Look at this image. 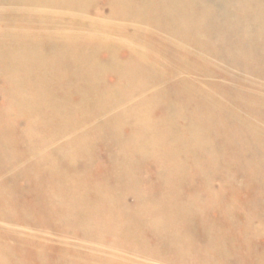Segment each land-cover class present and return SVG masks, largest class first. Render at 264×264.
<instances>
[{
	"label": "rangeland",
	"instance_id": "obj_1",
	"mask_svg": "<svg viewBox=\"0 0 264 264\" xmlns=\"http://www.w3.org/2000/svg\"><path fill=\"white\" fill-rule=\"evenodd\" d=\"M25 1L28 2V3H25ZM25 1L24 0H20V1L19 0H0V2H3L4 5H7V7H6L7 10L5 11V13L3 15V18L0 19V20L3 23H6V24H14V25H16V23H17V26L20 27V28H16V29H12V30L11 29L8 30V29L4 28L3 29L4 32L2 30L0 31L2 33V34L0 33V36H1V38H0V71H1L0 72V89H1L0 90V105H1L0 106L1 107L0 108V191H1L0 192V198H2L4 200V201L2 200V202H0V213L2 215L4 213H7V214H4V215L8 216L7 218L11 219V216L13 214H15L14 209L23 206L24 210H25V214L26 213L29 214V212H31V211L34 214H43V213L39 212V211H42V210H38V209L35 208V205L38 203L37 200L35 199V196L37 198V194L38 193H44V195H46V196H44V199L42 200L43 203L41 202L42 203V208L41 207H38V208L46 210L47 209L46 205H49L51 203L53 205V207L51 208L53 211L54 210L55 211H60L62 209H64V210L65 209H73V208L77 209L79 207L80 203H82L81 204L82 210L88 215L87 217L90 216L89 220H94L96 218L95 220L101 226L102 225L105 226L106 224L109 225L110 223H108V222H113V221H116V224L119 223L120 225L119 224H117V225H119L121 228L119 226L117 228L116 224H112V226H115V230H114L113 234L116 233L117 230H119L120 232H118L114 236H117L119 238L118 241L123 242L124 244H126V242H130V241L133 242V240L137 241L138 237H140V240L142 241V243H145L144 245H147V246L150 245L149 247L152 246L151 248H153V250L156 247H159V245H160L159 241L161 243L163 242L164 245H166L168 247H170V245H171L170 243H174L172 245L173 247L172 248L170 247V248L174 252L175 251H177V252L180 251L178 254H180L182 259H183V257H184V259H186L190 255L187 258L188 260L187 259L186 260L183 259L184 262L185 261H189V260H193L195 262H198L199 264H210V263L211 264H248V263L249 264H264V252H263L264 251V231L263 232H259L258 234L256 233L254 235H253V232H252L255 229L264 230V222H263V220H264L263 216L264 215H262V214H264V211H263L264 210V205H263V203H264V185H263L264 184L263 183L264 182V176H263L264 175V167H262V164L264 165V162H263L264 161V153H263L264 152V138H262L261 141H260L259 137L257 136L258 140L255 138L256 141H257V142H255L254 141L255 140L254 137H252L250 132H248V131H251L253 133V136L256 133H259V131L260 132H264V129H262V128H264V116H263L264 115V106H262V108H260L261 107L260 104H262V102L264 103V80H261V79H264V72H263L264 71V66H262V64H264V59H263V57H264V41H263L264 40V33H263L264 24H262V22L264 20V2H262V0H241V1L237 0V2H236V0H232V1L231 0H228V1L223 0V2H225V3H223L222 0H198V1L197 0H191V1L189 0L188 9L187 10L185 9L186 11L183 10L184 11L183 14H181L180 12L174 10L177 7H174V5L172 3H170L169 8H168V13L167 14H160L161 17L159 16V14L157 16L155 11H152L153 13L152 12L149 13L147 10H145V12L147 11V13H149L150 15L147 14V13H146L147 15H145V13H144L142 16L139 17V18L144 19L143 20V22H144L143 24H145L144 27H146V28L143 29L144 30L143 34H145V36H143L140 33L135 36L136 39L141 41L140 47L136 48V47H129L127 45H124L122 42H119V41H118V44H117V40L116 39L113 40L114 39V35L120 33V31H118V28H116L115 26L106 24V25H103L101 27H97V26H95V25H93V24H91L89 22V21H95L97 19H101L103 16H101L99 14V12L103 13V15H105V16H111V17L118 16L117 12L119 11V9H122V8L124 9V6H122V5H126L124 0L123 1L122 0H92V1L91 0H86L87 2L85 0H81V1L80 0H75V1L74 0H64V1L63 0H54V1L53 0H48L49 2L46 1V0H42V1L41 0H32V2L30 0H28V1L25 0ZM56 1H57V3H56ZM129 1L133 2V6L136 4V1H133V0H129ZM183 1L187 2L188 0H183ZM194 1H196V2H194ZM229 1L232 2V4L234 3L233 4L234 6ZM233 1H235V2H233ZM238 1H240V2H238ZM67 2L69 3V6H68ZM84 2L89 3V4H87L88 6H86V3H84ZM197 2L199 3V5H198ZM200 2H201V4H200ZM257 2H258L259 5L257 4ZM23 3H24V5H23ZM39 3H41L40 5L44 4L43 6H48L49 5V6H53V7H56V8L63 7V9H68L69 11L66 12V16L67 17L59 16V17L56 18L54 15H51L49 13H45L46 15L44 13L42 15L41 14L33 15L32 12H28V10H26V8L23 7L25 5L26 6L30 5L32 7V6H35V5H39ZM82 3L86 6V7L84 6L86 11L83 10V8H82L83 4ZM194 3L196 4V7L193 6V5H195ZM222 3L224 5H226L225 6L226 9H225L224 5H222ZM243 3H244V5H243ZM261 3L263 5H261ZM18 4H19V6H18ZM78 4H81V6L79 5L81 7V9L78 6ZM152 4L153 3H150V5H152ZM59 5H61V6H59ZM117 5H119V6H117ZM150 5L147 4L146 6H150ZM176 5H177V3H176ZM228 5H229V7H227ZM74 6H78V7H74ZM152 6L154 7L155 4H153ZM72 7H74V8H72ZM117 7H118V11H117ZM193 8H194V10H193ZM198 8L201 9V11ZM239 8L241 9V11H238ZM242 8H243V10H242ZM189 9H190V13L188 12ZM207 9H209L208 10L209 12L207 11ZM202 10H204V13H203ZM213 11L214 12L216 11V12L214 13ZM228 11L230 12V14H229ZM245 11H246V14L248 15V17L252 16L251 18H249V20L247 19V16H246V18L244 16V15H246ZM200 12H201V14H200ZM255 12H256V14H255ZM10 13L12 15H10ZM74 13H75V15H74ZM219 13H220V15H222V17H220ZM232 13H233V17H232ZM258 13H260V14H258ZM179 15H181V16H179ZM209 15L211 16L210 18L208 17ZM256 15L258 17H255ZM68 16H72V17H68ZM186 16H188V17H186ZM234 16L238 17V18L236 19ZM60 17H62V18H60ZM130 17H132V16H130ZM226 17H228L229 19L226 18ZM80 18L84 19L83 21H85V22L81 23ZM134 18H138V16H135ZM157 18H158V20H157ZM166 18H168V20ZM170 18H171V20H170ZM196 18H198V21L195 20ZM201 18H202V20H201ZM222 18H224L226 20V22H224L225 21L224 19L222 21ZM177 19H179V22H178ZM232 19L233 20L235 19L234 21H236V22L233 23ZM148 20L151 23V24H149L150 26L148 25L149 22H146ZM154 20H155V23L153 22ZM173 20H175V21H173ZM207 20H209V21H207ZM201 21H205V22H207V24L204 23V22L202 23ZM217 21H219V22H217ZM158 22H161V24H163V26L165 28L167 27L166 28L167 31L163 27L162 32H160V29H158L159 27L157 26V24H160ZM165 22H166V24H164ZM173 23L176 24L175 25L176 29L173 27ZM226 23L229 24L230 28H229L228 24H226ZM232 23L234 25L231 26L230 24H232ZM197 24L200 25V27ZM153 25L154 26L156 25L155 28L156 27H158V28L157 29L153 28L154 27ZM211 25L214 26V28H215L214 30L215 31L213 30V27ZM215 25H217V27ZM258 25H260V26H258ZM51 26H54V27H51ZM61 26H62V28H61ZM64 26L66 28H67V26H69V28L65 29ZM203 26H204V28L206 27L205 29L207 31H204L205 29L203 28ZM218 26H219V28H218ZM239 26H242V27H239ZM252 26H253L255 31H253ZM22 27H24V28H22ZM223 27H224L225 30L223 29ZM226 27L229 28V30H227ZM80 28H81V30H80ZM198 28L200 29V31L198 30ZM236 28H238V29H236ZM83 29H86V30H83ZM171 29H172V31H171ZM189 29H190V31H189ZM191 29H194L195 31L191 30ZM244 29H245V31H244ZM10 30H11V32H10ZM22 30H24V31H22ZM187 30H188V32H187ZM209 30L212 32V34L210 32L211 35L208 32ZM222 30L226 34L223 33V32H219V31H222ZM251 30H252V32H250ZM49 31H50V34L47 35L46 32L48 33ZM12 32H13V34H12ZM27 32H30L31 34H29ZM51 32H53V33L51 34ZM70 32H72V33H70ZM75 32L76 33L78 32L79 35H77ZM98 32H99V34H97ZM172 32H173V34H172ZM203 32H206V33H203ZM232 32L234 33V35L236 34V37L233 36ZM84 33L85 34L87 33L86 36L84 35ZM192 33H194V34H192ZM228 33H229V35H228ZM248 33H250V34H248ZM88 34L90 35L91 38L89 37ZM92 34H93V36H92ZM95 34H96V38L94 36ZM128 34L129 35H127V36H131V37L134 35V33H132V32H128ZM183 34L185 35V37L183 36ZM189 34L190 35L192 34L191 36L194 35L193 38L190 37ZM208 34L210 35V37H209ZM230 34H232V37L230 36ZM240 34H241V36H240ZM251 34H253V35H251ZM50 35H52V36H50ZM80 35H82V36H80ZM174 35L176 37H174ZM200 35H202L203 37L200 36ZM219 35H221V36H219ZM223 35H224V37H226V38H224L226 42L223 39ZM16 36H17V38H16ZM177 36L181 39V40L179 39L180 41L178 40ZM238 36H240V38ZM196 37H198V39H200L202 41L201 42L202 47H201V49L199 51V55H200L201 60L203 62V66H201V69H200V72H199V74L201 76L200 77V81H198L199 84L201 85L200 87L202 88V91H200V93L198 95L195 92V87H194V86H196L195 74L197 75V72H198L197 66L193 63V61H191V59L185 58L186 57L185 56V52L186 51H191L193 53L192 54L193 55V59L196 58L197 50H196V53H195L191 49V46H192L191 44L195 41ZM207 37L210 39L211 42L208 41L209 39H207ZM212 37H213V39H211ZM258 37H260V38H258ZM22 38H24V39H22ZM83 38H85V39H83ZM93 38H95V39L93 40ZM188 38H189L188 41H190L192 39V41H191L192 43L191 42L190 43H186V42H188L187 41ZM231 38L234 39V41ZM15 39L17 40V42L12 41V40H15ZM47 39H49V40L47 41ZM58 39H60L59 40L60 43H59ZM71 39H72V41H70ZM82 39H83L84 42L83 41H79V40H82ZM90 39H92V40H90ZM98 39H100V40H98ZM158 39H160L162 42L160 40H158ZM193 39H194V41H193ZM215 39L217 40V43H216ZM241 39H242V42H241ZM245 39H246V41H245ZM252 39H254V40H252ZM256 39H258V40L255 41ZM2 40H4V41H2ZM67 40L69 41L68 44L66 43V42H68ZM103 40H105L106 42L103 41ZM144 40H146V41H144ZM219 40H221L220 43L223 42V44L218 43ZM229 40H230V42H228ZM6 41H8L9 43L6 42ZM19 41L20 42L22 41V43H20ZM54 41H56L58 43H56ZM91 41L93 43H91ZM113 41L116 42V44ZM154 41H156V43ZM104 42H105V44H104ZM149 42H151V43H149ZM207 42L210 44L209 45L210 47L207 46L208 45ZM65 43L68 46H66ZM228 43L230 44L231 51L229 49V44ZM238 44H239V47H236V46H238ZM241 44H242V46H241ZM250 44H251L252 47L250 46ZM70 45H73V46H70ZM203 45H204V47H203ZM219 45L221 46L222 50L220 49ZM222 45H223V47H222ZM226 45H227V47H226ZM262 45H263V47H262ZM28 46H30V47H28ZM146 46H147V48H146ZM148 46H149V48H148ZM162 46H164V47H162ZM260 46H261V48H260ZM75 47L78 48V49H75ZM160 47H162L163 49L160 48ZM205 47H207V48H205ZM216 47L218 49H216ZM240 47H242V48L244 47L243 49H246V50L243 51V49L240 48ZM24 48H25V50H24ZM150 48H151V50H150ZM236 48L237 49L239 48L240 51H239V49L237 51ZM10 49H12V50H10ZM57 49H60L61 51L57 50ZM158 49H161V50H158ZM202 49L204 51H202ZM226 49L229 50L228 52L230 54L227 51L226 52L224 51ZM21 50H23V51L21 52ZM165 50L169 51V52H166ZM213 50H215V51H213ZM262 50H263V52H262ZM5 51H6V53H5ZM26 51H28L27 53L29 55L28 54L26 55ZM39 51H41V52H39ZM143 51H145V52H143ZM146 51H148L149 53L146 52ZM205 51L210 56H208V54ZM218 51H220V52H218ZM242 51L244 52V54L242 53ZM249 51L253 55L250 54ZM36 52H37V54H36ZM61 52H63V53H61ZM165 52H166V54H165ZM213 52L216 53V54H214ZM221 52H223V53H221ZM239 52H240V54H239ZM257 52H259V53L257 54ZM33 53L35 55H38V56L42 54L41 55L42 57L39 56V58H38V56H36L33 59L32 58L33 55H34ZM171 53H173V54H171ZM219 53L221 54V57H220ZM14 54H16V55H14ZM22 54H24L25 57L21 56ZM61 54H62V56H61ZM148 54H150V55H148ZM249 54H250V57H249ZM259 54H261V55H259ZM12 55H13V57L15 59L12 57ZM30 55H32V57ZM75 55H76V58H78V59L74 58ZM211 55L213 57L215 55L216 56L215 59ZM243 55H244V57H243ZM256 55H259V56H262V57L258 56V59H257ZM50 56H51V58H53L52 59L53 62H52L51 58H49ZM152 56H153V59H152ZM230 56H232V57H230ZM252 56L253 57L255 56L254 60L251 59V58H253ZM157 57H161V58H157ZM240 57H241V59H240ZM245 57H248V58H245ZM17 58H20L23 61V63H21V67H23V65L26 64V66L24 65L23 69L20 67V65H18V64H20L21 60H19V59L17 60ZM37 58H38V61H37ZM163 58H165V59H163ZM260 58L263 59V60H261ZM30 59H31L32 62L30 61ZM46 59L48 60V64H47V60ZM71 59H72L73 62L71 61ZM229 59H232V60H229ZM235 59H237L238 61H236ZM26 60H29V61L27 62ZM166 60L169 61V62H167ZM252 60H253V63H251ZM18 61H20V62H18ZM147 61H148V63H147ZM224 61H225L226 64L224 63ZM230 61H231V63L233 62L232 64L235 65L236 69L234 68L233 65H231ZM240 61H241V63H240ZM256 61H259L258 62L259 65H257L258 63ZM183 62H185L184 65L186 67L183 65ZM244 62H245V64H244ZM248 62H250V63H248ZM14 63H15V65H14ZM43 63H46V64L43 65ZM132 63H133V65H132ZM186 63H188L189 66ZM191 63L194 64V65L192 64L194 66V68H193L192 65H190ZM260 63H262V64L260 65ZM16 64H17V66H16ZM40 64H42V65L40 66ZM123 64L124 65L126 64V66H124ZM149 64H150V67H149ZM168 64L170 65V67L168 66ZM179 64H182V66L179 65ZM243 64L247 65V66L244 67ZM253 64H255L256 66L253 65ZM113 65H115L116 68ZM227 65H229L230 67L227 66ZM249 65H250L251 68L249 67ZM42 66H44V67H42ZM47 66L48 67L51 66L52 69H51V67H49V69H48ZM91 66H93V67H91ZM258 66H260V67H258ZM25 67H27V68H25ZM39 67H40L41 70L38 71ZM84 67H86V68H84ZM108 67L110 68V72H109V68ZM128 67H129V69H128ZM144 67H146V68H144ZM205 67H206L207 70L203 69ZM208 67H210V69ZM246 67H248V68L246 69ZM87 68H91V69L87 70ZM159 68H160V71H157ZM180 68L181 69L182 68H189L190 72L192 71L191 74H189V76H191V77H189V79L193 83L195 82V84H192L193 87H191V90H189L190 88L188 89L189 85L186 84L185 80H183L184 77H182V74L178 73V70H181ZM191 68H193L195 70V72ZM74 69H75V71H74ZM102 69H103V71H102ZM111 69H113V70H111ZM146 69H147V72L149 71L148 74L151 72L149 75L150 76L153 75L154 78H153V76H151V77L149 75L146 76V73H144L146 71ZM167 69H169V70H167ZM243 69H246V70L249 69L250 72L252 74H255L256 76H254V75L252 76L251 73L248 74L249 70L248 71H246V70L242 71ZM27 70L30 71V74H27V73H29V71L27 72ZM31 70L34 71V72L32 73ZM44 70L47 71V72H44ZM55 70L58 71V73ZM107 70H108V72H107ZM127 70H131V71H127ZM134 70H136V71H134ZM252 70H253V72H252ZM255 70H256L257 73H259V71H260L261 74L259 73L257 75V73L254 72ZM35 71H36V73H35ZM51 71H52V73H51ZM84 71H86V72L84 73ZM117 71H118L119 74H116ZM16 72H18V73H16ZM64 72H66V73L64 74ZM113 72L115 73V75L111 74ZM129 72H131V73L135 72V73L131 76V74ZM140 72H141V74H140ZM209 72H211V73H209ZM48 73H49V75H51V74L52 75L49 76V75H47ZM83 73H84V75H83ZM161 73H163V75ZM171 73L173 75L177 74L175 76L176 77L178 76L177 78L180 81L176 80L175 76H172ZM11 74H12V76H11ZM90 74L91 75H95V76L91 77ZM99 74H100L101 77L99 76ZM86 75H87V77H85ZM156 75H158V77ZM204 75H206V76H204ZM208 75H210L211 77H209ZM1 76H6V77L2 78ZM52 76H53V78H52ZM73 76H74V78H73ZM125 76H126V79H124ZM164 76H165V78H164ZM18 77L20 79H18ZM96 77H98V78H96ZM133 77H134V79H133ZM146 77L148 79L150 78L151 80L156 81V82L152 81L153 82L152 83ZM9 78H12L11 80L15 81V82H12ZM45 78H46V80H45ZM48 78H49V81L47 80ZM56 78H57L58 82L55 80ZM128 78H130V79H128ZM131 78H132V80H131ZM8 79H9V81H8ZM91 79H92V81H91ZM120 79H121L122 82L120 81ZM154 79H157V80H154ZM102 80H104V81H102ZM205 80H208V81H205ZM136 81H138V82H136ZM143 81H145L146 83L143 82ZM28 82H29V84H28ZM80 82H81V84H80ZM128 82H129V85H128ZM119 83H120V86H119ZM132 83L136 87L133 86ZM147 83H148V85H147ZM171 83H173V84H171ZM211 83H213V84H211ZM247 83H248V85L251 84L250 86L252 88L247 87ZM54 84H55V86H54ZM122 84H124V85H122ZM125 84L127 85V87H124V86H126ZM174 84H175V86H174ZM177 84L179 85L180 88L178 87ZM215 84H216V86H215ZM218 84H220V85H218ZM184 85H187V86H184ZM221 85H222V88H224V89L221 88ZM226 85H228V88L226 87ZM59 86H61L60 89H59ZM63 86H64V88H63ZM137 86H138V89L136 90ZM146 86L149 87L150 89L148 88V90H146L147 89ZM22 87H24L25 90ZM110 87H112V88H110ZM131 87H134V88H131ZM140 87H142V88L140 89V91H138ZM176 87L179 88V89L177 90ZM7 88H9V89H7ZM72 88H74L75 90L72 89ZM126 88H128V90ZM192 88H194V90ZM239 88H244V92H245L244 95H243L242 92H239L237 90ZM3 89H4V91H3ZM55 89H57V90H55ZM64 89H67V90H64ZM99 89L101 90V92H99L100 91ZM151 89H152V91H151ZM156 89H158L159 91L157 92ZM164 89H166V90H164ZM205 89H209L211 92H207ZM17 90H19V91H17ZM122 90H124L123 91L124 93L127 92L126 93L127 95L126 94L124 95L123 93H120V92H122ZM234 90H236V92ZM8 91H10V92H8ZM12 91L14 93L13 95H15V96L12 95ZM165 91H168V92H165ZM172 91H173V93H172ZM177 91L180 92V93L178 94ZM182 91H183V94H182ZM184 91H186V93H184ZM233 91L235 92V94L231 93ZM7 92H8V94H7ZM73 92H74V94H73ZM138 92H140V93H138ZM146 92H147V94H146ZM151 92H153V93H151ZM154 92H155V94H154ZM187 92H190V93H187ZM62 93H64V94H62ZM159 93L160 94L162 93L163 95L162 94L160 95ZM167 93L168 94L170 93L169 95H171L172 97H167V96H169ZM229 93H231L232 95L229 94ZM246 93H247V95H246ZM248 93L251 94V96ZM101 94H102V96H101ZM129 94H131V95L133 94V96H131V95L129 96ZM177 94H178V96H177ZM187 94L189 96L191 95V97L188 96V98H187ZM194 94L196 96H194ZM207 94H210V96L209 95L207 96ZM113 95H114V97H113ZM134 95H136V96H134ZM151 95H152V97H151ZM158 95H160V96L158 97ZM200 95H202L203 97H201ZM255 95H257V96H255ZM9 96H10V99L8 100ZM27 96L28 97L30 96L31 99H29ZM117 96H118V98H117ZM146 96H147V99H146ZM148 96L151 99H149ZM162 96H164V98H162ZM193 96L197 97V98H194ZM205 96L208 97V101L206 100L207 98ZM211 96L212 97L214 96L215 99L212 98ZM105 97L108 100L105 99ZM140 98H144V101H146L145 102L146 103V107L144 106L145 108L142 107V105H144V104H142V105L141 104H135V105H132V106H127V104H124L125 102H128L129 100H133V99L138 101ZM249 98H251V99H249ZM11 99H12L13 102L11 101ZM121 99H122V101H121ZM165 99L170 101L171 104L169 102H167V100L165 101ZM187 99H188V101H187ZM209 99H211V100H209ZM220 99H225V101H226L225 105H228L229 102L231 103V105H232L231 107L233 109L232 114H228L227 112H224L223 113L225 115L224 116V115H222L219 112V110H221L224 107L221 103H217V102L220 101ZM103 100H104V102H103ZM118 100H120L121 102L118 101ZM140 100H142V99H140ZM153 100H154V102H153ZM231 100H232V102H231ZM108 101L111 102L112 105ZM177 101H181V102H177ZM248 101H251V102H248ZM10 102H11V104H10ZM115 102L117 104H119V103L121 104V105L119 104L120 106H122L121 109H120L119 105L115 104ZM184 102H186V103H184ZM187 102L189 104H187ZM106 103H107V106H106ZM149 103H151L152 106ZM172 103H174L176 105L175 108L173 107L174 104H172ZM176 103H178V104H176ZM191 103H193V104H191ZM199 103L202 104L201 105L202 108H203V103H204V105H206L205 108L206 107H209V108L211 107L212 108L210 110L208 108L207 114H205V116H208V117L205 118V116L203 114L204 112L206 113V110H204L205 108L203 109L204 112H203L202 108L201 109L198 108V107H200ZM8 104H10V105H8ZM123 104L126 105V106L124 107ZM181 104H183V105H181ZM140 105H141V107H139ZM179 105L183 106V107H180ZM209 105H211V106H209ZM253 105H255V106H253ZM262 105H264V104H262ZM8 107H9V110H8ZM184 107H185V109H184ZM189 107L193 108L194 111H192L193 109H191ZM194 107H196V108H194ZM146 108H147V110H146ZM148 108H150V110H148ZM187 108H188V110H187ZM95 109H97V110H95ZM127 109H129V110H127ZM243 109H244L245 112H243ZM245 109H247V110H245ZM256 109H257V112H256ZM109 110H111V111H109ZM122 110H124V111H122ZM178 110H179V114L182 116V118L184 120L181 118L180 115H178ZM216 111H218V112H216ZM115 112L118 115H116ZM189 112H191V114ZM259 112H261V113H259ZM38 113L39 114L41 113V114L39 115ZM82 113H83V115H82ZM112 113H114V114L112 115ZM165 113H167V114H165ZM181 113H183V114H181ZM235 113H237L238 115L235 114ZM256 113H257V116H256ZM119 114H120V116H119ZM129 114H131V115H129ZM200 114L202 115V117L201 116L197 117ZM239 114H241V115H239ZM97 115H98V117H97ZM135 115L136 116L139 115V116L136 117ZM176 115H177V117H176ZM184 115H185V117H184ZM186 115H188V116H186ZM191 115H193V116H191ZM194 115H196V116L194 117ZM189 116H191L190 117L191 119L189 118ZM119 117H121V118L119 119ZM192 117H193V119H192ZM210 117H211L212 120L210 119ZM260 117H261V119H260ZM22 118H24L26 120L27 124H25L23 127L22 126L20 127V125H18V122ZM83 118H85V119H83ZM169 118H171V120ZM198 119L201 122L205 121L204 123H202L204 126L200 125L201 122L197 121ZM216 119H218L219 121L216 120ZM231 119H233V120H231ZM242 119H243V121H241ZM159 120L161 121L160 124L158 123ZM177 120L178 121L180 120V122L183 120V122L180 123ZM186 120L189 121V122L190 121L192 122V123H189L190 127L187 126L188 122H186ZM238 120H240V121H238ZM244 120L247 121V122H244ZM72 121H75L76 123H74ZM92 121H95V123L93 125L92 124L89 125L90 122H92ZM206 121L209 122V123H207ZM217 121L219 122L220 125H218ZM84 122H85V124H84ZM139 122H141V123H139ZM174 122L177 123V125ZM197 122H199V124ZM215 122H216V125H215ZM256 122L259 123L260 125H258ZM125 123H127V124H125ZM157 123L159 125H157ZM205 123H206V125H205ZM232 123L233 124L236 123V125H233ZM155 124H156V127H158V126H160V127L155 128ZM196 124H198V127L196 126ZM229 124H230V126H227ZM240 124H242V125H240ZM255 124H257V125H255ZM127 125H129V126H127ZM173 125H174V127H173ZM231 125L234 126V127H232ZM238 125H239V128H238ZM253 125L255 127H250V126H253ZM33 126H35V127H33ZM89 126H90L91 129H89ZM152 126H154V127H152ZM225 126H227V130H226ZM235 126H236V128H235ZM248 126L251 128V130H250V128ZM188 127H189V129H188ZM214 127H215V129H214ZM67 128H69V130ZM115 128H117V130ZM174 128H176V129H174ZM209 128H211V129H209ZM228 128H233V129L230 131ZM104 129H106V130H104ZM139 129H140V131H139ZM190 129H192V130H190ZM207 129H209V130H207ZM216 129L222 130L223 132L221 131V133H219L220 131H218V130L216 131ZM243 129H245V131ZM253 129H255V130H253ZM77 130L78 131L82 130V131L79 133ZM135 130H137V132ZM212 130H214L215 132L212 131ZM241 130L243 131V133H242ZM62 131L74 132L75 134L73 133L74 136H72V138H68L69 140H67L66 138H63V139L59 140L58 143H57L58 145H60V144H64L65 142L68 141L70 144L67 142V143H65V145H62V147H64L67 152L66 151L63 152L62 150L60 151L59 149H55L56 151L54 150V151L51 152V156L53 158H56L57 161L59 162L58 163L59 169H61V170H58L59 172L58 171H52V170H44V169L41 170V171H34L33 172V171H31V169H26L25 168V170L22 171L20 168H18V169L15 168L16 165L21 166V167L26 166L27 165L26 158H28L30 150L32 148H35L36 145L39 146L42 143V142L38 141L37 139L32 141V138H30L31 135L35 134V136H37L39 134H46L47 133L50 136L54 137V136H56V134H59V132H62ZM91 131H93V132L91 133ZM114 131H115V133H114ZM227 131H228L229 135H227L225 133ZM138 132H140V133H138ZM146 132H148V133H146ZM203 132H205V134L208 133V135H205ZM212 132H213V135L211 134ZM232 132H234L235 135H233ZM239 133H241V134L238 135ZM114 134H116V135H114ZM218 134H219V136L217 138L216 136ZM236 134H237V137H236ZM81 135H83V136L81 137ZM93 135H95L94 137L96 139L93 138ZM120 135H121V137H120ZM139 135L141 136L140 138L138 137ZM143 135H144V138H143ZM28 136H30V137L28 138ZM77 136H78V139H77ZM133 136L135 138H133ZM210 136H212V138H214L215 140L212 139ZM242 136H244V137L246 136L245 140H244V137L242 138ZM247 136L248 137L251 136V137L247 138ZM88 137H90V138H88ZM151 138H153V139L151 140ZM222 138H223V140H222ZM231 138H234V139L232 140ZM238 138H239V141H238ZM76 139H77V142H75ZM224 139L225 140L227 139V140L225 141ZM235 139H237V140H235ZM80 140H82V141H80ZM136 140H137V142H135ZM243 140H244V142H243ZM147 141H148V143H147ZM156 141H158L159 144L158 143L156 144ZM214 141H215V143H214ZM224 141L226 142L228 147H227V145L225 144ZM240 141H242V143H243V145H245L246 149H242L244 146L241 145L242 143ZM21 142H23V143L21 144ZM151 142H152V144H149ZM210 142H212V144ZM258 142L261 143V145L258 144ZM109 143H110V145H109ZM124 143L125 144L127 143V144L125 145ZM134 143L138 146V148L136 147V145ZM250 143H251V145H250ZM132 144H133V146H132ZM153 144H156V146L153 145ZM166 144L167 145L169 144L168 148H167ZM171 144H173V146H171ZM229 144H230L231 147H229ZM236 144H237V147H234V146H236ZM139 145H142V146H139ZM162 145H164V146H162ZM216 145H217V147H216ZM223 145H225V146H223ZM68 146H69V148H68ZM89 146H91V147L88 149ZM219 146H222V147H219ZM152 147H154V149H152ZM157 147H158L159 150L157 149ZM258 147L259 148L262 147V148L258 149ZM82 148H84L83 150L85 151V153L82 152L83 151ZM107 148H108V150H107ZM149 148H151V149H149ZM219 148H221V149H219ZM117 149H119V150L117 151ZM253 149H255L256 151L258 150V151L256 152ZM27 150H28V152H27ZM75 150H76V152H75ZM88 150H90V151L87 152ZM153 150L157 151V152H154ZM229 150H231V151H229ZM248 150L251 151L254 156L251 155L252 153L249 154ZM150 151H151V153H149ZM161 151H163V152H161ZM259 151L262 154H260ZM121 152L124 153V154H121ZM169 152H172V154H170ZM220 152H221V154L223 153L222 154L223 157L220 155ZM230 152H233V153H230ZM254 152L257 155V157L255 156ZM70 153H71V155H73L72 156L74 158L73 161L75 160V162L73 163L74 164L73 166L70 164V161H69V159H70L69 156H71ZM235 153H237V154H235ZM61 154L65 155V157L63 155H61ZM66 154H68L69 156L66 155ZM83 154H84V156H83ZM247 154H248V156H247ZM81 155H82V158H81ZM230 155H232V156H230ZM125 156L128 157L129 159L128 158L126 159ZM219 156H220V158H219ZM242 156H243V158H242ZM117 157H119L120 159H118ZM121 157H122V159H121ZM224 157L228 158V159H225ZM145 158L147 160H144ZM257 158L259 159V162H258ZM220 159H221V161H220ZM21 160H24L26 162H24V163H22L20 165L19 163L21 162ZM121 160H123V161H121ZM125 160H127V163H126ZM261 160H263V161H261ZM227 161H228V163L230 161V163L228 164ZM239 161L241 162V164L242 163L243 164L245 163V164L244 165L243 164L239 165V163H240ZM246 161L249 162V163H247ZM112 162H114V164ZM133 162H135V163H133ZM233 162L235 163L234 166H233ZM236 163H238V164L236 165ZM105 165L106 166L109 165V166L106 167ZM114 165L116 167H118V169ZM119 165H121V166L119 167ZM238 165H239L240 168H238ZM260 165H261L262 168L260 167ZM160 166H162V167H160ZM226 167L227 168L230 167V168L227 169ZM103 168H104V170H103ZM125 168H126V170L127 169L128 170L125 171ZM212 168H213V170L211 172ZM243 168H246V172H245V169H243ZM14 169L15 170H19V171H14ZM65 169H67V170H65ZM247 169H248V171H247ZM111 170L114 173L113 175L111 173ZM198 170H199V172H198ZM261 170H263V172ZM216 172H220V173L214 174ZM241 172H243L242 173L243 175L241 174ZM176 173H178V174H176ZM201 173H202V175H201ZM125 174H126V177H128L130 175L129 178L131 177L132 182H131V179L125 177ZM224 174H226V175H224ZM260 174L262 176H260ZM58 175H60V176H58ZM116 175H119V176H116ZM134 175H135V178H134ZM137 175H138V177H137ZM256 175L259 176V177H257V179H256V177H254ZM71 176H73V177H71ZM224 176H225V179L227 181L228 180L230 181V183H229V181L227 183V181L224 179ZM244 176L246 178H244ZM33 177L39 178V180L41 181L40 182L41 186H38L37 188H35V187H33V185H31L30 180ZM59 177H62V178H59ZM78 177L80 179H82L83 182H86V185L88 184L87 187L85 189H83V190H81V189H74V190L72 189L71 190L69 188L62 187V186L59 185L61 182H69V180L71 182H75V181H77V179H79ZM234 177H235L236 180L234 179ZM27 178H29V180ZM63 179H65L67 181H65ZM252 179H254L253 182H251ZM258 179H260V180L262 179V180L259 181ZM209 180H210V183L212 185L209 183ZM256 180L258 181L257 183H256ZM185 182H187V184ZM236 182H238V183H236ZM259 182H261V183H259ZM8 183L10 184V186L7 185ZM165 183H167V184L165 185ZM226 183L228 184L227 185L228 188L226 186ZM255 183H256V185L257 184H259V185L256 186ZM100 184H102V185H100ZM235 184H236V186H235ZM126 185L128 186V188H127ZM13 186H14V188H13ZM96 186H97V188H95ZM213 186L216 189H214ZM1 187H3V188H1ZM7 187H10L11 190L9 188H7ZM123 188H125V189L123 190ZM179 188H180V191H178ZM15 189H17V190H15ZM156 189H158V190H156ZM163 189H164V191H163ZM6 190H8V191H6ZM67 190H69V191H67ZM167 190H168V192H167ZM76 191H77V193H76ZM256 191H257V193H256ZM66 192H69V193L71 192V193H73L72 195H74V196H75V194L76 195L77 194L81 195L82 193H84V194H82V196H83V198H87L88 201L80 202V203L76 202V201L73 202V203L69 202L68 203V208H67L66 206H64V205L67 204L66 202L60 203V202H57L56 200H53L52 197H51L54 194H62V193H66ZM93 192H97L98 194L97 193H93ZM156 192H158V193H156ZM170 192H172V193H170ZM224 192H225V194H224ZM8 193H10L9 196H6V195H8ZM34 194H35V196H34ZM49 194H50V196H49ZM122 194H123V196H122ZM139 194L141 195V197L139 196ZM165 194L167 195V197H166ZM173 194H174V197H173ZM175 194H176V197H175ZM180 194L181 195L183 194V195L180 196ZM98 195L100 197H97ZM115 195H117V196H115ZM169 195L172 196V199H171V197ZM132 196H134V197H132ZM143 196L145 198H147V199H144ZM9 197H10V199H9ZM104 197H105V199H104ZM197 197L199 199H202V200H198ZM150 198H152V199H150ZM6 199H7L8 203L5 202ZM91 199H92V201H91ZM124 200H125V202H124ZM139 200L141 202V203H139L140 206L138 205ZM146 200H148L149 202L147 203ZM261 200H263V201H261ZM101 201H103V202H101ZM150 201H152V202H150ZM99 202H101V204L104 203L105 207L103 205L101 206V204ZM143 202H144V204H143ZM34 203H36V204L34 205ZM119 203L120 204L122 203V204L120 205ZM160 203H162V205ZM165 203H167V204H165ZM57 204H59V205L61 204L62 206L60 205L61 206L60 207ZM110 204H111V206H110ZM124 204H126V205L128 204V206L126 207ZM129 204H131V205H129ZM155 204L157 205V207H156ZM75 205H76V207H75ZM166 205H169V206H166ZM160 206H162V208L163 207H165V208L162 209V208H160ZM175 206H177V207L175 208ZM69 207H71V208H69ZM94 207L96 208V211H95ZM112 207H114V209ZM92 208H94V209H92ZM151 208L152 209L155 208V210H152ZM259 208H261L262 210L259 209ZM26 209H28V210H26ZM126 209H127L128 212L130 210L131 214L127 213ZM148 209H149V211H148ZM164 209H167V210L170 209V211L169 210L166 211ZM253 210H255V211H253ZM143 211L146 214H143ZM157 211L160 213L159 215H158ZM10 212H11V214H10ZM164 212L167 213L166 214V217H168L167 219L165 217V213ZM175 213H177V215L179 217H177V215H175ZM247 213L249 215H247ZM257 215H258L259 218L257 217ZM93 216H95V217H93ZM125 216H126V220H125ZM169 216H171V218ZM244 216H245V218H244ZM248 216H250V217H248ZM138 217H139V219H138ZM193 217H195V218H193ZM85 218L86 217H84V218L81 217L79 219V222H78L79 224L78 223L77 224L78 225L85 224L86 223V219ZM103 218H104V220H103ZM146 218H150V219H148V221H147ZM42 219H44V220L41 221L42 224H44V225L49 224L48 225L49 228L58 230L59 225H50L49 219H47V218H42ZM98 219L100 220L101 223L98 222L99 221ZM154 219H156V220H154ZM172 219H173V221H172ZM167 220H169V223H168ZM176 220H177V223H176ZM125 221H127V222H125ZM174 221H175V223H174ZM123 222L125 224H123ZM151 223H153V224H151ZM244 223H246V225H244ZM144 224H146L148 226H146ZM189 224H191V225H189ZM154 225L155 226L158 225V226L155 228ZM166 225H167V229L169 231L165 228ZM185 225L188 226V229H187V226L185 227ZM173 226H175V227L171 228ZM78 227L80 228V226H78ZM78 227H76V228H78ZM175 228H176L177 231L175 230ZM181 228L183 229V231L181 230ZM81 229H82V227H81ZM105 229H106L105 231L98 230L97 234L100 237H102V238L104 237V239H107V237L109 239L110 236L113 235L112 234V230L108 231L106 227H105ZM144 229L146 231L149 229V233H148V231L146 232ZM172 230H173V232H172ZM188 230H190V231H188ZM178 231H180V233ZM193 231L194 232L196 231V232L194 233ZM165 232H167V234ZM175 232H177V233H175ZM248 233H250V234H248ZM138 235H140V236H138ZM174 236H175V238H174ZM168 237H170V238H168ZM176 237H178L177 240L179 239L178 240L179 244L176 241ZM192 237L194 239H192ZM203 237L205 239H203ZM181 238H182L183 242H185V243L182 242ZM171 239H174L175 242H174V240H171ZM243 240H244L245 243L243 242ZM71 241L75 242V240H73V239H71ZM189 241L191 243H189ZM208 241H209V243H208ZM205 242H206V244H205ZM184 244H188V246L184 245ZM225 244H226V246H224ZM48 246L52 247V245H48ZM174 246H176V247L174 248ZM208 247H211V248H208ZM53 248H55V247H53ZM178 248H179V250H178ZM52 252H54V251H52ZM182 253H183V255H181ZM184 253H185V256H184ZM243 253H244V255H243ZM102 254L103 255H105V254L108 255L109 253L108 252H103ZM120 254H122V253H120ZM60 257L61 256H58V254L55 253V252L54 253H47V254H43V255L42 254L33 253V252H28V255H27V258L31 262L35 263V264H36V262L39 263V262H42L43 260L48 261L50 264H59L58 259ZM243 258H245V260H243ZM248 260H250V261H248ZM251 262H253V263H251Z\"/></svg>",
	"mask_w": 264,
	"mask_h": 264
},
{
	"label": "bare ground",
	"instance_id": "obj_2",
	"mask_svg": "<svg viewBox=\"0 0 264 264\" xmlns=\"http://www.w3.org/2000/svg\"><path fill=\"white\" fill-rule=\"evenodd\" d=\"M20 1V0H19ZM25 1V0H24ZM28 1V0H27ZM31 2H32V0H30ZM42 1V0H41ZM46 1H48V0H46ZM54 1V0H53ZM64 1V0H63ZM75 1V0H74ZM81 1V0H80ZM86 1V0H85ZM92 1V0H91ZM123 1V0H122ZM133 1H136V4L133 6V2H130L129 0H124V2H125V4L126 5H122V6H124V9L122 8V9H119V11H118V7H117V13H118V16H116V17H111V16H105V15H103V13H101V12H99V14L101 15V16H103L101 19H97V20H95V21H89L91 24H93V25H95V26H97V27H101V26H103V25H113V26H115L116 28H118V31H120V33L119 34H115L114 35V39L113 40H117V44H118V41L119 42H122L124 45H127V46H129V47H140V43H141V41H139L138 39H136L135 38V36L137 35V34H142L143 36H145V34H143L144 33V28H146V27H144V25L145 24H143L144 22H143V20L144 19H142V18H139L140 16H142L144 13H145V15H147V14H149L150 12H152V11H155L156 12V14H157V16H158V14H159V16H160V14H167L168 13V8H169V5H170V3H172L173 5H174V7H177L176 9H174V10H176V11H178V12H180L181 14H183L184 13V11L183 10H187L188 9V3H189V0L186 2V1H183V0H133ZM191 1V0H190ZM198 1V0H197ZM226 1H228V0H226ZM232 1V0H231ZM241 1V0H240ZM240 1H238V2H240ZM12 2V1H11ZM16 2V1H15ZM44 2V1H43ZM42 2V3H43ZM49 2V1H48ZM87 2V1H86ZM86 2H84V3H86ZM90 2V1H89ZM103 2V1H102ZM194 2H196V1H194ZM218 2V1H217ZM222 2H223V0H222ZM230 2V1H229ZM233 2H235V1H233ZM236 2H237V0H236ZM244 2V1H243ZM247 2V1H246ZM245 2V3H246ZM255 2V1H254ZM261 2V1H260ZM259 2V3H260ZM262 2H264L263 0H262ZM21 3V2H20ZM25 3H28V2H26L25 1ZM45 3V2H44ZM56 3H57V1H56ZM68 3V2H67ZM91 3V2H90ZM135 3V2H134ZM150 3H153V4H155V6L153 7L152 5H150ZM176 3H177V5H176ZM198 3V2H197ZM219 3V2H218ZM223 3H225V2H223ZM222 3V5H224ZM228 3V2H227ZM226 3V4H227ZM231 4H232V2H230ZM17 4V3H16ZM41 3H39V5H35V6H30L29 4V6H23L24 8H26V10H28V12H32L33 13V15H35V14H45V13H49V14H51V15H54L56 18L57 17H59V16H62V17H67L66 16V12H68L69 10L68 9H63V7H61V8H56V7H53V6H49L48 4V6H43V5H40ZM60 4V3H59ZM71 4V3H70ZM83 4V3H82ZM87 4H89V3H86V6H88ZM150 5V6H146V5ZM193 4V3H192ZM195 4V3H194ZM200 4H201V2H200ZM230 4V5H231ZM234 4V3H233ZM232 4V5H233ZM241 4V3H240ZM257 4H258V2H257ZM23 5H24V3H23ZM32 5V4H31ZM52 5V4H51ZM55 5V4H54ZM65 5V4H64ZM81 6V4H78V6ZM120 5V4H119ZM119 5H117V6H119ZM198 5H199V3H198ZM205 5V4H204ZM243 5H244V3H243ZM259 5V4H258ZM261 5H263L262 3H261ZM13 6V5H12ZM15 6V5H14ZM18 6H19V4H18ZM21 6V5H20ZM59 6H61V5H59ZM67 6V5H66ZM68 6H69V3H68ZM78 6H74V7H78ZM79 6V7H80ZM84 4H83V6H82V8H83V10H85V8H84ZM85 6V7H86ZM90 6V5H89ZM96 6V5H95ZM148 8H146V7ZM191 6V5H190ZM193 6H195L196 7V4L195 5H193ZM206 6V5H205ZM226 5H224V7H225ZM234 6V5H233ZM6 7H7V5H4V3L3 2H0V19H2L3 18V15H4V13H5V11L7 10L6 9ZM22 7V8H23ZM74 7H72V8H74ZM93 7V6H92ZM121 7V6H120ZM173 7V6H172ZM194 7V8H195ZM227 7H229V5L227 6ZM232 7V6H231ZM252 7V6H251ZM263 7V6H262ZM70 8V7H69ZM102 8V7H101ZM194 8H193V10H194ZM202 8V7H201ZM233 8V7H232ZM71 9V8H70ZM79 9V8H78ZM80 9H81V7H80ZM93 9V8H92ZM116 9V8H115ZM114 9V10H115ZM199 9V8H198ZM205 9V8H204ZM211 9V8H210ZM215 9V8H214ZM225 9H226V7H225ZM230 9V8H229ZM228 9V10H229ZM235 9V8H234ZM237 9V8H236ZM247 9V8H246ZM10 10V9H9ZM88 10V9H87ZM145 10H147L149 13H147V11L145 12ZM185 10V11H186ZM200 11H201V9H199ZM206 10V9H205ZM209 9H207V11H208ZM233 10V9H232ZM231 10V11H232ZM242 10H243V8H242ZM257 10V9H256ZM72 11V10H71ZM80 11V10H79ZM86 11V10H85ZM196 11V10H195ZM203 11V13H204V10H202ZM206 11V12H207ZM217 11V10H216ZM215 11V12H216ZM227 11V10H226ZM230 11V10H229ZM228 11V12H229ZM234 11V10H233ZM232 11V12H233ZM237 11V10H236ZM235 11V12H236ZM238 11H241V9L239 8V10ZM11 12V11H10ZM16 12V11H15ZM81 12V11H80ZM189 13H190V9H189V11H188ZM193 12V11H192ZM209 12V11H208ZM211 12V11H210ZM214 12V11H213ZM214 12V13H215ZM223 12V11H222ZM82 13V12H81ZM90 13V12H89ZM115 13V12H114ZM147 13V14H146ZM153 13V12H152ZM202 13V14H203ZM213 13V14H214ZM224 13V12H223ZM226 13V12H225ZM251 13V12H250ZM28 14V13H27ZM200 14H201V12H200ZM207 14V13H206ZM210 14V13H209ZM212 14V15H213ZM222 14V13H221ZM229 14H230V12H229ZM245 14H246V11H245ZM255 14H256V12H255ZM258 14H260V13H258ZM10 15H12L11 13H10ZM19 15V14H18ZM46 15V14H45ZM70 15V14H69ZM74 15H75V13H74ZM78 15V14H77ZM87 15V14H86ZM115 15V14H114ZM150 15V14H149ZM153 15V14H152ZM173 15V14H172ZM186 15V14H185ZM208 15V14H207ZM219 15H220V13H219ZM228 15V14H227ZM226 15V16H227ZM235 15V14H234ZM262 15V14H261ZM16 16V15H15ZM30 16V15H29ZM50 16V15H49ZM83 16V15H82ZM130 16H132V17H130ZM135 16H138V18H134ZM155 16V15H154ZM179 16H181V15H179ZM184 16V15H183ZM191 16V15H190ZM245 16V18H246V16H247V19L249 20V18H251V17H248V15L246 14V15H244ZM62 17H60V18H62ZM68 17H72V16H68ZM147 17V16H146ZM161 17V16H160ZM164 17V16H163ZM186 17H188V16H186ZM209 18L211 17L210 15L208 16ZM213 17V16H212ZM220 17H222V15H220ZM229 17V16H228ZM228 17H226V18H228ZM231 17V16H230ZM232 17H233V13H232ZM235 17V16H234ZM255 17H258L257 15L255 16ZM22 18V17H21ZM152 18V17H151ZM150 18V19H151ZM181 18V17H180ZM191 18V17H190ZM207 18V17H206ZM216 18V17H215ZM236 19L238 18V17H235ZM243 18V17H242ZM254 18V17H253ZM252 18V19H253ZM260 18V17H259ZM263 18V17H262ZM47 19V18H46ZM73 19V18H72ZM162 19V18H161ZM167 20H168V18H166ZM173 19V18H172ZM204 19V18H203ZM223 19L224 18H222V21H223ZM229 19V18H228ZM66 20V19H65ZM80 20H81V23L82 22H85V21H83L84 19H82V18H80ZM147 20V19H146ZM153 20V19H152ZM157 20H158V18H157ZM170 20H171V18H170ZM178 20V22H179V19H177ZM195 20H197L198 21V18H196ZM200 20V19H199ZM201 20H202V18H201ZM206 20V19H205ZM220 20V19H219ZM225 20V19H224ZM233 20V19H232ZM235 20V19H234ZM233 20V23L234 22H236V21H234ZM242 20V19H241ZM246 20V19H245ZM256 20V19H255ZM11 21V20H10ZM13 21V20H12ZM56 21V20H55ZM173 21H175V20H173ZM207 21H209V20H207ZM221 21V20H220ZM244 21V20H243ZM247 21V20H246ZM253 21V20H252ZM251 21V22H252ZM259 21V20H258ZM26 22V21H25ZM29 22V21H28ZM36 22V21H35ZM146 22H149L148 23V25L149 24H151L150 23V21L148 20V21H146ZM145 22V23H146ZM154 23H155V20L153 21ZM162 22V21H161ZM161 22H158V23H160V24H157V26L159 27H156L155 28V26L153 27V28H155V29H160V32H162V29H163V24H161ZM168 22V21H167ZM170 22V21H169ZM177 22V23H178ZM194 22V21H193ZM200 22V21H199ZM202 23L204 22V23H206L207 24V22H205V21H201ZM217 22H219V21H217ZM216 22V23H217ZM224 22H226V20L224 21ZM240 22V21H239ZM254 22V21H253ZM263 22H264V20H263ZM262 22V24H264ZM64 23V22H63ZM181 23V22H180ZM201 23V24H202ZM209 23V22H208ZM215 23V24H216ZM230 23V22H229ZM230 24L231 26L232 25H234V24ZM50 24V23H49ZM65 24V23H64ZM67 24V23H66ZM147 24V23H146ZM153 24V23H152ZM164 24H166V22L164 23ZM182 24V23H181ZM193 24V23H192ZM222 24V23H221ZM226 24H228V23H226ZM239 24V23H238ZM248 24V23H247ZM253 24V23H252ZM251 24V25H252ZM51 25V24H50ZM89 25V24H88ZM176 24H174L173 23V27L176 29V26H175ZM195 25V24H194ZM198 25V24H197ZM204 25V24H203ZM224 25V24H223ZM241 25V24H240ZM261 25V24H260ZM260 25H258V26H260ZM49 26V25H48ZM91 26V25H90ZM150 26V25H149ZM167 26V25H166ZM181 26V25H180ZM199 27H200V25H198ZM212 27H213V30L215 29L214 28V26L213 25H211ZM216 27H217V25H215ZM221 26V25H220ZM226 26V25H225ZM228 26H229V24H228ZM227 26V27H228ZM238 26V25H237ZM51 27H54V26H51ZM65 27V26H64ZM86 27V26H85ZM89 27V26H88ZM152 27V26H151ZM171 27V26H170ZM192 27V26H191ZM209 27V26H208ZM222 27V26H221ZM226 27V28H227ZM239 27H242V26H239ZM255 27V26H254ZM4 28H6V29H16V28H20L19 26H17V23H16V25H14V24H6V23H3L1 20H0V31L2 30L3 32H4ZM22 28H24V27H22ZM58 28V27H57ZM61 28H62V26H61ZM60 28V29H61ZM67 28H69V26H67ZM66 27H65V29H67ZM109 28V27H108ZM111 28V27H110ZM165 28V27H164ZM167 28V27H166ZM165 28V29H166ZM203 28H204V26H203ZM206 28V27H205ZM204 28V29H205ZM218 28H219V26H218ZM217 28V29H218ZM229 28H230V26H229ZM229 28H227V30H229ZM252 28H253V26H252ZM5 29V30H6ZM169 29V28H168ZM203 29V30H204ZM209 29V28H208ZM223 29H224V27H223ZM232 29V28H231ZM236 29H238V28H236ZM235 29V30H236ZM249 29V28H248ZM259 29V28H258ZM263 29V28H262ZM11 30H10V32H11ZM80 30H81V28H80ZM83 30H86V29H83ZM89 30V29H88ZM174 30V29H173ZM191 30H194V29H191ZM198 30L200 31V29L198 28ZM219 30V29H218ZM225 30V29H224ZM21 31V30H20ZM22 31H24V30H22ZM103 31V30H102ZM106 31V30H105ZM166 31H167V29H166ZM171 31H172V29H171ZM175 31V30H174ZM182 31V30H181ZM189 31H190V29H189ZM195 31V30H194ZM204 31H207L206 29L204 30ZM215 31V30H214ZM231 31V30H230ZM241 31V30H240ZM244 31H245V29H244ZM253 31H255L254 30V28H253ZM7 32V31H6ZM31 32V31H30ZM30 32H27V33H29V34H31ZM56 32V31H55ZM89 32V31H88ZM92 32V31H91ZM128 32H132V33H134V35L131 37V36H127V35H129L128 34ZM177 32V31H176ZM187 32H188V30H187ZM209 32V34H210V30L208 31ZM219 32H223V30L222 31H219ZM236 32V31H235ZM250 32H252V30L250 31ZM1 33V32H0ZM16 33V32H15ZM19 33V32H18ZM24 33V32H23ZM26 33V32H25ZM37 33V32H36ZM53 32H51V34H52ZM64 33V32H63ZM69 33V32H68ZM70 33H72V32H70ZM76 33V32H75ZM94 33V32H93ZM105 33V32H104ZM112 33V32H111ZM164 33V32H163ZM167 33V32H166ZM179 33V32H178ZM203 33H206V32H203ZM223 33H225V32H223ZM230 33V32H229ZM229 33H228V35H229ZM239 33V32H238ZM263 33H264V31H263ZM2 34V33H1ZM12 34H13V32H12ZM22 34V33H21ZM43 34V33H42ZM46 34L48 35V34H50V31L47 33L46 32ZM56 34V33H55ZM77 35H79V33L77 32L76 33ZM82 34V33H81ZM87 34V33H86ZM86 34L84 33V35L86 36ZM97 34H99V32L97 33ZM109 34V33H108ZM168 34V33H167ZM171 34V33H170ZM172 34H173V32H172ZM171 34V35H172ZM181 34V33H180ZM186 34V33H185ZM192 34H194V33H192ZM191 34V35H192ZM196 34V33H195ZM208 34V35H209ZM211 34H212V32H211ZM210 34V35H211ZM214 34V33H213ZM226 34V33H225ZM232 34H233V36H235L236 37V34L234 35V33L232 32ZM232 34H230V36L232 37ZM245 34V33H244ZM248 34H250V33H248ZM23 35V34H22ZM25 35V34H24ZM54 35V34H53ZM89 35V34H88ZM141 35V36H142ZM177 35V34H176ZM190 35V34H189ZM190 35V37H192L193 38V36H191ZM198 35V34H197ZM206 35V34H205ZM210 35H209V37H210ZM246 35V34H245ZM251 35H253V34H251ZM6 36V35H5ZM39 36V35H38ZM50 36H52V35H50ZM76 36V35H75ZM80 36H82V35H80ZM92 36H93V34H92ZM95 36V38H96V34L94 35ZM183 36L185 37V35L183 34ZM196 36V35H195ZM200 36H202V35H200ZM217 36V35H216ZM219 36H221V35H219ZM229 36V37H230ZM240 36H241V34H240ZM240 36H238L239 38H240ZM4 37V36H3ZM2 37V38H3ZM19 37V36H18ZM24 37V36H23ZM26 37V36H25ZM40 37V36H39ZM55 37V36H54ZM53 37V38H54ZM77 37V36H76ZM89 37H90V35H89ZM102 37V36H101ZM148 37V36H147ZM174 37H176L175 35H174ZM178 37V36H177ZM182 37V36H181ZM203 37V36H202ZM0 38H1V36H0ZM11 38V37H10ZM16 38H17V36H16ZM30 38V37H29ZM33 38V37H32ZM57 38V37H56ZM91 38V37H90ZM95 38H93V40L95 39ZM109 38V37H108ZM141 38V37H140ZM205 38V37H204ZM217 38V37H216ZM224 38H226V37H224V35H223V39ZM234 38V37H233ZM244 38V37H243ZM248 38V37H247ZM250 38V37H249ZM257 38V37H256ZM258 38H260V37H258ZM13 39V38H12ZM22 39H24V38H22ZM21 39V40H22ZM36 39V38H35ZM61 39V38H60ZM60 39H58V41L60 40ZM83 39H85V38H83ZM83 39L82 40H79V41H83ZM89 39V38H88ZM107 39V38H106ZM151 39V38H150ZM180 38L178 37V40H179ZM207 39H209L208 37H207ZM211 39H213V37L211 38ZM232 39V38H231ZM238 39V38H237ZM16 40V39H15ZM15 40H12V41H14V42H17V40L15 41ZM26 40V39H25ZM33 40V39H32ZM38 40V39H37ZM49 39H47V41H48ZM65 40V39H64ZM90 40H92V39H90ZM98 40H100V39H98ZM97 40V41H98ZM158 40H160V39H158ZM181 40V39H180ZM179 40V41H180ZM186 40V39H185ZM189 40V38L187 39V41ZM216 40V39H215ZM222 40V39H221ZM221 40H219V42L218 43H220V41ZM233 41H234V39H232ZM239 40V39H238ZM252 40H254V39H252ZM258 39H256L255 41H257ZM2 41H4V40H2ZM11 41V40H10ZM23 41V40H22ZM22 41L20 42V43H22ZM40 41V40H39ZM46 41V40H45ZM52 41V40H51ZM68 41V40H67ZM70 41H72V39L70 40ZM77 41V40H76ZM78 41V42H79ZM103 41H105V40H103ZM112 41V40H111ZM144 41H146V40H144ZM161 41V40H160ZM192 41V39L190 40V41H188V42H186V43H190ZM193 41H194V39H193ZM209 42H211L210 41V39L208 40ZM224 41H225V39H224ZM245 41H246V39H245ZM264 41V40H263ZM6 42H8V41H6ZM18 42V43H19ZM41 42V41H40ZM54 42H56V41H54ZM84 42V41H83ZM90 42V41H89ZM96 42V41H95ZM100 42V41H99ZM106 42V41H105ZM105 42H104V44H105ZM114 42V41H113ZM155 43H156V41H154ZM162 42V41H161ZM201 40L200 39H198V37H196V39H195V41L191 44L192 46H191V49H192V51L193 52H195L196 53V50H197V53H196V58H194L193 59V53L191 52V51H186L185 52V58H187V59H191V61H193V63L197 66V70H198V72H197V75L195 74V77H196V86H194L195 87V92L197 93V95L200 93V91H202V88L200 87L201 85L199 84V82L198 81H200V74H199V72H200V69H201V66H203V62H202V60H201V57H200V55H199V51H200V49H201V47H202V45H201ZM204 42V41H203ZM214 42V41H213ZM226 42V41H225ZM224 42V43H225ZM228 42H230V40L228 41ZM239 42V41H238ZM237 42V43H238ZM241 42H242V39H241ZM254 42V41H253ZM262 42V41H261ZM9 43V42H8ZM32 43V42H31ZM30 43V44H31ZM38 43V42H37ZM56 43H58V42H56ZM59 43H60V41H59ZM67 44L69 43V41L68 42H66ZM65 43V44H66ZM73 43V42H72ZM82 43V42H81ZM88 43V42H87ZM91 43H93L92 41H91ZM90 43V44H91ZM101 43V42H100ZM112 43V42H111ZM115 44H116V42H114ZM149 43H151V42H149ZM164 43V42H163ZM215 43V42H214ZM213 43V44H214ZM216 43H217V40H216ZM235 43V42H234ZM236 43V44H237ZM252 43V42H251ZM26 44V43H25ZM24 44V45H25ZM41 44V43H40ZM48 44V43H47ZM51 44V43H50ZM49 44V45H50ZM66 44V46H68ZM165 44V43H164ZM167 44V43H166ZM208 44V45H207ZM207 46H209L210 44L207 42ZM212 44V43H211ZM220 44H223V42L222 43H220ZM227 44V43H226ZM229 44V43H228ZM255 44V43H254ZM10 45V44H9ZM13 45V44H12ZM22 45V44H21ZM27 45V44H26ZM29 45V44H28ZM101 45V44H100ZM159 45V44H158ZM216 45V44H215ZM14 46V45H13ZM20 46V45H19ZM33 46V45H32ZM31 46V47H32ZM70 46H73V45H70ZM150 46V45H149ZM149 46H148V48H149ZM189 46V45H188ZM220 46V45H219ZM241 46H242V44H241ZM249 46V45H248ZM250 46H251V44H250ZM249 46V47H250ZM254 46V45H253ZM257 46V45H256ZM28 47H30V46H28ZM38 47V46H37ZM93 47V46H92ZM151 47V46H150ZM153 47V46H152ZM157 47V46H156ZM162 47H164V46H162ZM162 47H160V48H162ZM171 47V46H170ZM203 47H204V45H203ZM210 47V46H209ZM212 47V46H211ZM218 47V46H217ZM216 47V49H218ZM222 47H223V45H222ZM225 47V46H224ZM226 47H227V45H226ZM234 47V46H233ZM236 47H239V44H238V46H236ZM252 47V46H251ZM259 47V46H258ZM262 47H263V45H262ZM5 48V47H4ZM19 48V47H18ZM23 48V47H22ZM27 48V47H26ZM146 48H147V46H146ZM174 48V47H173ZM205 48H207V47H205ZM204 48V49H205ZM240 48H242V47H240ZM244 48V47H243ZM242 48V49H243ZM256 48V47H255ZM260 48H261V46H260ZM62 49V48H61ZM75 49H78V48H76L75 47ZM154 49V48H153ZM157 49V48H156ZM163 49V48H162ZM168 49V48H167ZM215 49V50H216ZM220 49H221V46H220ZM225 49V48H224ZM229 49H230V44H229ZM237 49V48H236ZM239 49V48H238ZM238 49H237V51H238ZM248 49V48H247ZM258 49V48H257ZM256 49V50H257ZM10 50H12V49H10ZM24 50H25V48H24ZM27 50V49H26ZM39 50V49H38ZM57 50H60V49H57ZM140 50V49H139ZM150 50H151V48H150ZM158 50H161V49H158ZM176 50V49H175ZM178 50V49H177ZM206 50V49H205ZM215 50H213V51H215ZM222 50V49H221ZM246 49H243V51H245ZM249 50V49H248ZM251 50V49H250ZM255 50V51H256ZM23 50H21V52H22ZM61 51V50H60ZM63 51V50H62ZM69 51V50H68ZM142 51V50H141ZM140 51V52H141ZM166 51V50H165ZM171 51V50H170ZM202 51H204L203 49H202ZM208 51V50H207ZM225 52L227 51H229L228 49H226V50H224ZM223 51V52H224ZM230 51H231V49H230ZM236 51V50H235ZM234 51V52H235ZM239 51H240V49H239ZM242 51V53L244 54V52ZM261 51V50H260ZM25 52V51H24ZM28 51H26V55L28 54L27 53ZM32 52V51H31ZM39 52H41V51H39ZM64 52V51H63ZM63 52H61V53H63ZM143 52H145V51H143ZM146 52H148V51H146ZM158 52V51H157ZM166 52H169V51H166ZM166 52H165V54H166ZM206 52V51H205ZM209 52V51H208ZM211 52V51H210ZM217 52V51H216ZM218 52H220V51H218ZM223 52H221V53H223ZM224 52V53H225ZM250 52V51H249ZM253 52V51H252ZM262 52H263V50H262ZM5 53H6V51H5ZM90 53V52H89ZM149 53V52H148ZM151 53V52H150ZM207 53V52H206ZM214 53V52H213ZM229 53V52H228ZM259 52H257V54H258ZM10 54V53H9ZM21 54V53H20ZM34 54V53H33ZM36 54H37V52H36ZM114 54V53H113ZM158 54V53H157ZM171 54H173V53H171ZM208 54V53H207ZM211 54V53H210ZM214 54H216V53H214ZM218 54V53H217ZM220 54V53H219ZM230 54V53H229ZM239 54H240V52H239ZM246 54V53H245ZM250 54H252L251 52H250ZM250 54H249V57H250ZM256 54V53H255ZM14 55H16V54H14ZM29 55V54H28ZM35 55V54H34ZM33 55V57H32V55H30L33 59H34V57H36V56H38V55H35L34 56ZM42 55V54H41ZM41 55H39V56H41ZM148 55H150V54H148ZM168 55V54H167ZM170 55V54H169ZM182 55V54H181ZM228 55V54H227ZM235 55V54H234ZM253 55V54H252ZM259 55H261V54H259ZM259 55H256L257 56V59H258V56ZM21 56H24V54H22ZM39 56H38V58H39ZM61 56H62V54H61ZM135 56V55H134ZM157 56V55H156ZM208 56H210L209 54H208ZM212 56V55H211ZM224 56V55H223ZM226 56V55H225ZM229 56V55H228ZM233 56V55H232ZM232 56H230V57H232ZM246 56V55H245ZM12 57H13V55H12ZM25 57V56H24ZM27 57V56H26ZM42 57V56H41ZM112 57V56H111ZM162 57V56H161ZM161 57H157V58H161ZM175 57V56H174ZM213 57V56H212ZM215 55H214V59H215ZM220 57H221V54H220ZM229 57V58H230ZM243 57H244V55H243ZM253 57V56H252ZM255 57V56H254ZM254 57L253 58H251V59H253L254 60ZM259 57H262V56H259ZM14 58V57H13ZM38 58H37V61H38ZM49 58H51V56L49 57ZM71 58V57H70ZM74 58H76V55L74 56ZM113 58V57H112ZM167 58V57H166ZM227 58V57H226ZM234 58V57H233ZM245 58H248V57H245ZM15 59V58H14ZM21 60L20 58H17V60ZM27 59V58H26ZM43 59V58H42ZM53 58H51V60H52ZM76 59H78V58H76ZM105 59V58H104ZM139 59V58H138ZM152 59H153V56H152ZM156 59V58H155ZM163 59H165V58H163ZM175 59V58H174ZM225 59V58H224ZM238 59V58H237ZM237 59H235L236 61H238ZM240 59H241V57H240ZM239 59V60H240ZM261 59V58H260ZM263 59H264V57H263ZM263 59H261V60H263ZM25 60V59H24ZM40 60V59H39ZM44 60V59H43ZM42 60V61H43ZM47 60V59H46ZM63 60V59H62ZM84 60V59H83ZM142 60V59H141ZM140 60V61H141ZM159 60V59H158ZM157 60V61H158ZM171 60V59H170ZM178 60V59H177ZM221 60V59H220ZM223 60V59H222ZM229 60H232V59H229ZM253 60H252V62L251 63H253ZM260 60V61H261ZM27 62L29 61V60H26ZM30 61H31V59H30ZM71 61H72V59H71ZM114 61V60H113ZM153 61V60H152ZM151 61V62H152ZM167 61V60H166ZM179 61V60H178ZM243 61V60H242ZM18 62H20V61H18ZM25 62V61H24ZM32 62V61H31ZM40 62V61H39ZM50 62V61H49ZM52 62H53V60H52ZM73 62V61H72ZM115 62V61H114ZM161 62V61H160ZM167 62H169V61H167ZM227 62V61H226ZM247 62V61H246ZM257 63L259 62V61H256ZM263 62V61H262ZM21 63H23V61L21 60V62H20V64H18V65H20V67H21ZM41 63V62H40ZM116 63V62H115ZM141 63V62H140ZM147 63H148V61H147ZM146 63V64H147ZM159 63V62H158ZM181 63V62H180ZM189 63V62H188ZM188 63H186V64H188ZM193 63H191L190 65H192ZM224 63H225V61H224ZM230 63H231V61H230ZM233 63V62H232ZM231 63V65H233L234 66V68L236 69V67H235V65L234 64H232ZM235 63V62H234ZM240 63H241V61H240ZM248 63H250V62H248ZM30 64V63H29ZM46 63H43V65H45ZM47 64H48V60H47ZM151 64V63H150ZM150 64H149V67H150ZM157 64V63H156ZM171 64V63H170ZM173 64V63H172ZM185 64V62H183V65ZM193 64V65H194ZM226 64V63H225ZM244 64H245V62H244ZM243 64V65H244ZM256 64V63H255ZM255 64H253V65H255ZM262 63H260V65H261ZM14 65H15V63H14ZM25 66H26V64H24ZM24 65H23V67H24ZM35 65V64H34ZM42 64H40V66H41ZM52 65V64H51ZM117 65V64H116ZM124 65V64H123ZM122 65V66H123ZM132 65H133V63H132ZM160 65V64H159ZM176 65V64H175ZM179 65H181L182 66V64H179ZM192 65V66H193ZM208 65V64H207ZM242 65V64H241ZM257 65H259V63L257 64ZM16 66H17V64H16ZM37 66V65H36ZM70 66V65H69ZM85 66V65H84ZM87 66V65H86ZM96 66V65H95ZM114 67H115V65H113ZM124 66H126V64L124 65ZM148 66V65H147ZM146 66V67H147ZM168 66L170 67V65L168 64ZM185 66V65H184ZM188 66H189V64H188ZM206 66V65H205ZM227 66H229V65H227ZM232 66V67H233ZM245 66H247V65H244V67ZM252 66V65H251ZM256 66V65H255ZM262 66H264V64H262ZM261 66V67H262ZM23 67H21L22 69H23ZM30 67V66H29ZM33 67V66H32ZM38 67V66H37ZM42 67H44V66H42ZM48 67V66H47ZM49 67H51V66H49ZM49 67H48V69H49ZM54 67V66H53ZM62 67V66H61ZM91 67H93V66H91ZM146 67H144V68H146ZM172 67V66H171ZM186 67V66H185ZM230 67V66H229ZM249 67H250V65H249ZM258 67H260V66H258ZM16 68V67H15ZM25 68H27V67H25ZM31 68V67H30ZM84 68H86V67H84ZM95 68V67H94ZM109 68V67H108ZM107 68V69H108ZM116 68V67H115ZM152 68V67H151ZM154 68V67H153ZM193 68H194V66H193ZM193 68H191V69H193ZM209 69H210V67H208ZM239 68V67H238ZM237 68V69H238ZM248 67H246V69H247ZM251 68V67H250ZM249 68V69H250ZM17 69V68H16ZM34 69V68H33ZM44 69V68H43ZM42 69V70H43ZM51 69H52V67H51ZM88 69H91V68H87V70ZM120 69V68H119ZM128 69H129V67H128ZM162 69V68H161ZM174 69V68H173ZM181 69V68H180ZM196 69V68H195ZM203 69H206V67L205 68H203ZM246 69H243L242 71H244V70H246ZM248 69V70H249ZM259 69V68H258ZM257 69V70H258ZM25 70V69H24ZM30 70V69H29ZM29 70H27V72L29 71ZM39 70H41L40 69V67H39V69H38V71ZM47 70V69H46ZM58 70V69H57ZM62 70V69H61ZM99 70V69H98ZM97 70V71H98ZM111 70H113V69H111ZM167 70H169V69H167ZM194 70V69H193ZM207 70V69H206ZM248 70H246V71H248ZM262 70V69H261ZM13 71V70H12ZM32 71V70H31ZM56 71V70H55ZM60 71V70H59ZM74 71H75V69H74ZM90 71V70H89ZM102 71H103V69H102ZM120 71V70H119ZM126 71V70H125ZM127 71H131V70H127ZM134 71H136V70H134ZM157 71H160V68L157 70ZM156 71V72H157ZM166 71V70H165ZM176 71V70H175ZM209 71V70H208ZM1 72V71H0ZM34 71H32V73H33ZM44 72H47V71H45L44 70ZM57 73H58V71H56ZM68 72V71H67ZM86 71H84V73H85ZM105 72V71H104ZM107 72H108V70H107ZM109 72H110V68H109ZM121 72V71H120ZM139 72V71H138ZM149 72V71H148ZM148 72H147V69H146V71L144 72V73H146V76L147 75H149L148 74ZM192 72V71H191ZM191 72H190V69L189 68H182L181 70H178V73H181L182 74V77H184V79L183 80H185L186 81V84H188L189 85V87H188V89L189 90H191V87H193V85L192 84H195V82L193 83L190 79H189V77H191V76H189V74H191ZM194 72H195V70H194ZM212 72V71H211ZM211 72H209V73H211ZM252 72H253V70H252ZM254 72H256V70L254 71ZM264 72V71H263ZM16 73H18V72H16ZM35 73H36V71H35ZM42 73V72H41ZM51 73H52V71H51ZM66 72H64V74H65ZM84 73H83V75H84ZM106 73V72H105ZM130 74H131V76L135 73H131V72H129ZM208 73V72H207ZM214 73V72H213ZM244 73V72H243ZM251 72H250V70H249V73L248 74H250ZM257 73V72H256ZM259 73H260V71H259ZM259 73H257V75L259 74ZM27 74H30V71H29V73H27ZM61 74V73H60ZM95 74V73H94ZM111 74H114L115 75V73L113 72V73H111ZM116 74H119L118 73V71H117V73ZM140 74H141V72H140ZM162 75H163V73H161ZM168 74V73H167ZM170 74V73H169ZM172 74V73H171ZM206 74V73H205ZM245 74V73H244ZM261 74V73H260ZM17 75V74H16ZM24 75V74H23ZM22 75V76H23ZM47 75H49V73L47 74ZM52 75V74H51ZM51 75H49V76H51ZM62 75V74H61ZM91 75V74H90ZM122 75V74H121ZM175 75H177V74H175ZM175 75H173L172 74V76H175ZM203 75V74H202ZM216 75V74H215ZM251 75L253 76H256L255 74H252L251 73ZM11 76H12V74H11ZM92 76H95V75H91V77ZM98 76V75H97ZM99 76H100V74H99ZM118 76V75H117ZM135 76V75H134ZM150 76V75H149ZM151 76H153V75H151ZM150 76V77H151ZM157 77H158V75H156ZM204 76H206V75H204ZM209 77H211L210 75H208ZM224 76V75H223ZM2 78L3 77H6V76H1ZM15 77V76H14ZM64 77V76H63ZM72 77V76H71ZM85 77H87V75L85 76ZM101 77V76H100ZM121 77V76H120ZM141 77V76H140ZM145 77V76H144ZM178 77V76H177ZM176 76H175V79L176 80H178V78H177ZM181 77V78H182ZM203 77V76H202ZM213 77V76H212ZM1 78V79H2ZM25 78V77H24ZM23 78V79H24ZM43 78V77H42ZM51 78V77H50ZM52 78H53V76H52ZM65 78V77H64ZM73 78H74V76H73ZM84 78V77H83ZM96 78H98V77H96ZM147 78V77H146ZM153 78H154V76H153ZM164 78H165V76H164ZM163 78V79H164ZM167 78V77H166ZM173 78V77H172ZM263 78V77H262ZM10 80L12 79V78H9ZM9 79H8V81H9ZM14 79V78H13ZM16 79V78H15ZM18 79H20L19 77H18ZM86 79V78H85ZM95 79V78H94ZM100 79V78H99ZM98 79V80H99ZM124 79H126V76H125V78ZM128 79H130V78H128ZM133 79H134V77H133ZM140 79V78H139ZM145 79V78H144ZM143 79V80H144ZM148 79V78H147ZM158 79V78H157ZM157 79H154V80H157ZM162 79V80H163ZM170 79V78H169ZM6 80V79H5ZM34 80V79H33ZM32 80V81H33ZM45 80H46V78H45ZM48 81H49V78L47 79ZM56 81H57V78L55 79ZM131 80H132V78H131ZM148 80H150L151 82L153 81V80H151L150 78L148 79ZM165 80V79H164ZM163 80V81H164ZM168 80V79H167ZM261 80H264V79H261ZM12 81V80H11ZM18 81V80H17ZM25 81V80H24ZM91 81H92V79H91ZM102 81H104V80H102ZM101 81V82H102ZM120 81H121V79H120ZM134 81V80H133ZM162 81V82H163ZM178 81H180V80H178ZM177 81V82H178ZM203 81V80H202ZM205 81H208V80H205ZM230 81V80H229ZM12 82H15V81H12ZM11 82V83H12ZM46 82V81H45ZM58 82V81H57ZM63 82V81H62ZM122 82V81H121ZM120 82V83H121ZM127 82V81H126ZM136 82H138V81H136ZM141 82V81H140ZM143 82H145V81H143ZM153 82H156V81H153ZM152 82V83H153ZM183 82V81H182ZM219 82V81H218ZM5 83V82H4ZM120 83H119V86H120ZM124 83V82H123ZM146 83V82H145ZM150 83V82H149ZM170 83V82H169ZM207 83V82H206ZM236 83V82H235ZM28 84H29V82H28ZM51 84V83H50ZM56 84V83H55ZM55 84H54V86H55ZM80 84H81V82H80ZM157 84V83H156ZM161 84V83H160ZM168 84V83H167ZM171 84H173V83H171ZM183 84V83H182ZM208 84V83H207ZM211 84H213V83H211ZM224 84V83H223ZM238 84V83H237ZM11 85V84H10ZM27 85V84H26ZM75 85V84H74ZM83 85V84H82ZM86 85V84H85ZM118 85V84H117ZM122 85H124V84H122ZM126 85V84H125ZM128 85H129V82H128ZM131 85V84H130ZM132 85L133 86H135L133 83H132ZM137 85V84H136ZM139 85V84H138ZM143 85V84H142ZM145 85V84H144ZM147 85H148V83H147ZM158 85V84H157ZM178 85V84H177ZM218 85H220V84H218ZM225 85V84H224ZM239 85V84H238ZM251 85V84H250ZM250 85H248V83H247V87H249V88H252ZM15 86V85H14ZM52 86V85H51ZM58 86V85H57ZM150 86V85H149ZM166 86V85H165ZM174 86H175V84H174ZM184 86H187V85H184ZM214 86V85H213ZM215 86H216V84H215ZM246 86V85H245ZM4 87V86H3ZM44 87V86H43ZM84 87V86H83ZM99 87V86H98ZM117 87V86H116ZM124 87H127V85L126 86H124ZM136 87V86H135ZM147 87V86H146ZM151 87V86H150ZM153 87V86H152ZM172 87V86H171ZM178 87H179V85H178ZM218 87V86H217ZM216 87V88H217ZM226 87L228 88V85H226ZM257 87V86H256ZM255 87V88H256ZM13 88V87H12ZM23 89H24V87H22ZM54 88V87H53ZM56 88V87H55ZM61 88V86H59V89ZM63 88H64V86H63ZM108 88V87H107ZM110 88H112V87H110ZM118 88V87H117ZM131 88H134V87H131ZM142 87H140L139 88V90L138 91H140V89H141ZM148 88L149 87H147V89L146 90H148ZM164 88V87H163ZM173 88V87H172ZM177 88V87H176ZM180 88V87H179ZM179 88H177V90L179 89ZM221 88H222V85H221ZM233 88V87H232ZM7 89H9V88H7ZM6 89V90H7ZM28 89V88H27ZM43 89V88H42ZM52 89V88H51ZM58 89V88H57ZM57 89H55V90H57ZM72 89H74V88H72ZM125 89V88H124ZM127 90H128V88H126ZM138 89V86H137V88H136V90ZM150 89V88H149ZM193 90H194V88H192ZM213 89V88H212ZM222 89H224V88H222ZM234 89V88H233ZM1 90V89H0ZM25 90V89H24ZM64 90H67V89H64ZM75 90V89H74ZM73 90V91H74ZM100 90V89H99ZM114 90V89H113ZM112 90V91H113ZM164 90H166V89H164ZM171 90V89H170ZM183 90V89H182ZM186 90V89H185ZM192 90V91H193ZM207 92H211L209 89H205ZM239 92H242L243 93V95H244V88H239V89H237ZM3 91H4V89H3ZM17 91H19V90H17ZM95 91V90H94ZM106 91V90H105ZM124 90H122V92H120V93H123L124 95L127 93H124L123 92ZM151 91H152V89H151ZM155 91V90H154ZM156 91L158 92L159 90L158 89H156ZM155 91V92H156ZM204 91V90H203ZM214 91V90H213ZM235 92H236V90H234ZM231 92L232 94L234 93L235 94V92ZM258 91V90H257ZM8 92H10V91H8ZM8 92H7V94H8ZM25 92V91H24ZM58 92V91H57ZM99 92H101V90L99 91ZM103 92V91H102ZM116 92V91H115ZM155 92H154V94H155ZM165 92H168V91H165ZM194 92V91H193ZM229 92V91H228ZM262 92V91H261ZM19 93V92H18ZM47 93V92H46ZM60 93V92H59ZM138 93H140V92H138ZM149 93V92H148ZM151 93H153V92H151ZM172 93H173V91H172ZM177 93L179 94L180 92H178L177 91ZM184 93H186V91H184ZM187 93H190V92H187ZM213 93V92H212ZM231 93H229V94H231ZM3 94V93H2ZM6 94V95H7ZM14 93H13V91H12V95H13ZM20 94V93H19ZM62 94H64V93H62ZM73 94H74V92H73ZM99 94V93H98ZM104 94V93H103ZM122 94V95H123ZM142 94V93H141ZM146 94H147V92H146ZM158 94V93H157ZM160 94V93H159ZM162 94V93H161ZM160 94V95H161ZM168 94V93H167ZM170 94V93H169ZM168 94V95H169ZM175 94V93H174ZM178 94H177V96H178ZM182 94H183V91H182ZM192 94V93H191ZM205 94V93H204ZM222 94V93H221ZM228 94V93H227ZM231 94V95H232ZM249 94V93H248ZM5 95V96H6ZM25 95V94H24ZM28 95V94H27ZM53 95V94H52ZM123 95V96H124ZM127 95V94H126ZM131 94H129V96H130ZM160 95H158V97L160 96ZM163 95V94H162ZM181 95V94H180ZM179 95V96H180ZM193 95V94H192ZM203 95V94H202ZM202 95H200L201 97H203ZM206 95V94H205ZM210 96V94H207V96ZM238 95V94H237ZM246 95H247V93H246ZM245 95V96H246ZM250 96H251V94H249ZM13 96H15V95H13ZM31 96V95H30ZM30 96L28 97L29 99H31L30 98ZM63 96V95H62ZM101 96H102V94H101ZM131 96H133V94L131 95ZM134 96H136V95H134ZM145 96V95H144ZM143 96V97H144ZM157 96V95H156ZM188 94H187V98H188ZM194 96H196L195 94H194ZM193 96V97H194ZM255 96H257V95H255ZM3 97V96H2ZM12 97V96H11ZM26 97V96H25ZM95 97V96H94ZM113 97H114V95H113ZM116 97V96H115ZM151 97H152V95H151ZM166 97V96H165ZM167 97H172L171 95H169V96H167ZM189 97H191V95L189 96ZM206 97V96H205ZM212 97V96H211ZM104 98V97H103ZM117 98H118V96H117ZM116 98V99H117ZM130 98V97H129ZM148 98H149V96H148ZM154 98V97H153ZM157 98V97H156ZM162 98H164V96H162ZM194 98H197V97H194ZM199 98V97H198ZM207 99V101H208V97H206ZM212 98H214L215 99V97L213 96ZM222 98V97H221ZM248 98V97H247ZM261 98V97H260ZM10 99V96H9V98H8V100ZM95 99V98H94ZM93 99V100H94ZM105 99H107L106 97H105ZM123 99V98H122ZM122 99H121V101H122ZM132 99V98H131ZM135 99V98H134ZM129 100L128 102H125L124 104H127V106H132V105H135V104H144V105H142V107H146V101H144V98H140V99H142V100ZM146 99H147V96H146ZM145 99V100H146ZM149 99H151V98H149ZM168 99V98H167ZM167 99H165V101L167 100ZM176 99V98H175ZM201 99V98H200ZM249 99H251V98H249ZM6 100V99H5ZM108 100V99H107ZM111 100V99H110ZM163 100V99H162ZM178 100V99H177ZM195 100V99H194ZM199 100V99H198ZM197 100V101H198ZM209 100H211V99H209ZM233 100V99H232ZM232 100H231V102H232ZM238 100V99H237ZM11 101H12V99H11ZM116 101V100H115ZM118 101H120V100H118ZM120 101V102H121ZM159 101V100H158ZM164 101V100H163ZM187 101H188V99H187ZM193 101V100H192ZM201 101V100H200ZM199 101V102H200ZM204 101V100H203ZM218 101V100H217ZM230 101V100H229ZM252 101V100H251ZM251 101H248V102H251ZM13 102V101H12ZM30 102V101H29ZM33 102V101H32ZM103 102H104V100H103ZM109 102V101H108ZM153 102H154V100H153ZM167 102H169L170 103V101H168L167 100ZM177 102H181V101H177ZM202 102V101H201ZM206 102V101H205ZM256 102V101H255ZM91 103V102H90ZM95 103V102H94ZM97 103V102H96ZM111 105H112V103L111 102H109ZM184 103H186V102H184ZM198 103V102H197ZM196 103V104H197ZM217 103H221L224 107L221 109V110H219V112L222 114V115H224L223 113L224 112H227L228 114H232V112H233V109H232V105H231V103L229 102V106L228 105H225L226 104V101H225V99H220V101L219 102H217ZM10 104H11V102H10ZM10 104H8V105H10ZM101 104V103H100ZM115 104L116 105H119V104H117L116 102H115ZM123 104V105H124ZM149 104H151V103H149ZM166 104V103H165ZM171 104V103H170ZM172 104H174V103H172ZM176 104H178V103H176ZM180 104V103H179ZM187 104H189L188 102H187ZM186 104V105H187ZM191 104H193V103H191ZM200 104V103H199ZM214 104V103H213ZM251 104V103H250ZM253 104V103H252ZM255 104V103H254ZM262 104H264L263 102H262ZM262 104H260L261 105V107L260 108H262V106H264V105H262ZM13 105V104H12ZM121 105V104H120ZM119 105V106H120ZM141 105L139 106V107H141ZM181 105H183V104H181ZM202 104H200V107H198V108H202V106H201ZM1 106V105H0ZM14 106V105H13ZM106 106H107V103H106ZM126 105H124V107H125ZM151 106H152V104H151ZM175 104H174V108H175ZM180 106V105H179ZM191 106V105H190ZM194 106V105H193ZM196 106V105H195ZM198 106V105H197ZM205 106L206 105H204V103H203V108H202V110L205 108ZM209 106H211V105H209ZM216 106V105H215ZM221 106V105H220ZM248 106V105H247ZM252 106V105H251ZM250 106V107H251ZM253 106H255V105H253ZM83 107V106H82ZM112 107V106H111ZM114 107V106H113ZM121 107L122 106H120V109H121ZM137 107V106H136ZM144 107V108H145ZM150 107V106H149ZM180 107H183V106H180ZM186 107V106H185ZM185 107H184V109H185ZM188 107V106H187ZM259 107V106H258ZM1 108V107H0ZM13 108V107H12ZM84 108V107H83ZM110 108V107H109ZM108 108V109H109ZM127 108V107H126ZM189 108H191V107H189ZM194 108H196V107H194ZM208 108L209 107H206L204 110H206V113L204 112V110H203V114H204V116H205V114H207V111H208ZM219 108V107H218ZM48 109V108H47ZM101 109V108H100ZM113 109V108H112ZM118 109V108H117ZM138 109V108H137ZM140 109V108H139ZM155 109V108H154ZM191 109H193V108H191ZM199 109V110H200ZM210 109H212L211 107L209 108V110ZM249 109V108H248ZM251 109V108H250ZM254 109V108H253ZM8 110H9V107H8ZM13 110V109H12ZM75 110V109H74ZM95 110H97V109H95ZM94 110V111H95ZM114 110V109H113ZM127 110H129V109H127ZM146 110H147V108H146ZM148 110H150V108H148ZM152 110V109H151ZM180 110V109H179ZM179 110H178V115H180L179 114ZM183 110V109H182ZM187 110H188V108H187ZM245 110H247V109H245ZM14 111V110H13ZM47 111V110H46ZM54 111V110H53ZM77 111V110H76ZM90 111V110H89ZM109 111H111V110H109ZM122 111H124V110H122ZM143 111V110H142ZM172 111V110H171ZM192 111H194V109L192 110ZM249 111V110H248ZM247 111V112H248ZM262 111V110H261ZM11 112V111H10ZM113 112V111H112ZM176 112V111H175ZM181 112V111H180ZM198 112V111H197ZM216 112H218V111H216ZM243 112H245L244 111V109H243ZM246 112V113H247ZM254 112V111H253ZM256 112H257V109H256ZM49 113V112H48ZM51 113V112H50ZM86 113V112H85ZM84 113V114H85ZM103 113V112H102ZM119 113V112H118ZM127 113V112H126ZM129 113V112H128ZM186 113V112H185ZM188 113V112H187ZM190 114H191V112H189ZM213 113V112H212ZM259 113H261V112H259ZM39 114V113H38ZM41 114V113H40ZM39 114V115H40ZM78 114V113H77ZM80 114V113H79ZM96 114V113H95ZM114 113H112V115H113ZM115 114L116 115H118L116 112H115ZM121 114V113H120ZM120 114H119V116H120ZM124 114V113H123ZM165 114H167V113H165ZM181 114H183V113H181ZM235 114H237V113H235ZM46 115V114H45ZM82 115H83V113H82ZM88 115V114H87ZM129 115H131V114H129ZM175 115V114H174ZM198 115V114H197ZM217 115V114H216ZM238 115V114H237ZM239 115H241V114H239ZM261 115V114H260ZM43 116V115H42ZM59 116V115H58ZM86 116V115H85ZM89 116V115H88ZM92 116V115H91ZM109 116V115H108ZM136 116V115H135ZM137 116H139V115H137ZM136 116V117H137ZM181 116V115H180ZM186 116H188V115H186ZM191 116H193V115H191ZM191 116H189V118L191 117ZM196 115H194V117H195ZM202 117V115L200 114L199 116H197V117ZM225 116V115H224ZM230 116V115H229ZM246 116V115H245ZM249 116V115H248ZM256 116H257V113H256ZM264 116V115H263ZM46 117V116H45ZM80 117V116H79ZM97 117H98V115H97ZM107 117V116H106ZM125 117V116H124ZM145 117V116H144ZM147 117V116H146ZM176 117H177V115H176ZM175 117V118H176ZM184 117H185V115H184ZM196 117V118H197ZM206 117H208V116H205V118ZM233 117V116H232ZM236 117V116H235ZM34 118V117H33ZM68 118V117H67ZM87 118V117H86ZM91 118V117H90ZM121 117H119V119H120ZM126 118V117H125ZM141 118V117H140ZM148 118V117H147ZM174 118V117H173ZM181 118H182V116H181ZM195 118V119H196ZM222 118V117H221ZM224 118V117H223ZM230 118V117H229ZM228 118V119H229ZM240 118V117H239ZM263 118V117H262ZM35 119V118H34ZM74 119V118H73ZM83 119H85V118H83ZM97 119V118H96ZM123 119V118H122ZM138 119V118H137ZM143 119V118H142ZM170 120H171V118H169ZM183 119V118H182ZM188 119V118H187ZM191 119V118H190ZM192 119H193V117H192ZM203 119V118H202ZM208 119V118H207ZM210 119H211V117H210ZM219 119V118H218ZM218 119H216V120H218ZM225 119V118H224ZM227 119V120H228ZM246 119V118H245ZM260 119H261V117H260ZM89 120V119H88ZM103 120V119H102ZM127 120V119H126ZM139 120V119H138ZM137 120V121H138ZM144 120V119H143ZM175 120V119H174ZM184 120V119H183ZM183 120L181 121V122H183ZM206 120V119H205ZM212 120V119H211ZM210 120V121H211ZM231 120H233V119H231ZM247 120V119H246ZM38 121V120H37ZM142 121V120H141ZM146 121V120H145ZM160 121V120H159ZM158 121V123L160 124L161 123V121L159 122ZM178 121V120H177ZM193 121V120H192ZM197 121H200L199 119L197 120ZM209 121V120H208ZM219 121V120H218ZM217 121V123H218V125H220L219 124V122ZM224 121V120H223ZM226 121V120H225ZM230 121V120H229ZM238 121H240V120H238ZM237 121V122H238ZM241 121H243V119L241 120ZM249 121V120H248ZM260 121V120H259ZM30 122V121H29ZM35 122V121H34ZM72 122H74V123H76L75 121H72ZM123 122V121H122ZM144 122V121H143ZM149 122V121H148ZM151 122V121H150ZM171 122V121H170ZM176 122V121H175ZM174 122V123H175ZM178 122H180V120L178 121ZM180 122V123H181ZM186 122H188V125L187 126H189L190 124L189 123H192L191 121L189 122V121H187L186 120ZM201 122V121H200ZM205 121H203V122H201V124L200 125H203L202 123H204ZM207 122V121H206ZM233 122V121H232ZM244 122H247V121H245L244 120ZM252 122V121H251ZM261 122V121H260ZM95 123V121H92V122H90V124L89 125H93ZM139 123H141V122H139ZM156 123V122H155ZM157 123V125H159ZM172 123V122H171ZM185 123V122H184ZM195 123V122H194ZM198 124H199V122H197ZM207 123H209V122H207ZM222 123V122H221ZM241 123V122H240ZM257 123V122H256ZM262 123V122H261ZM25 124H27L26 123V120L24 119V118H22L19 122H18V125H20V127L22 126H24ZM84 124H85V122H84ZM125 124H127V123H125ZM147 124V123H146ZM153 124V123H152ZM176 125H177V123H175ZM198 124H196V126L198 127ZM233 124V123H232ZM239 124V123H238ZM243 124V123H242ZM242 124H240V125H242ZM247 124V123H246ZM245 124V125H246ZM249 124V123H248ZM258 125H260L259 123H257ZM257 124H255V125H257ZM62 125V124H61ZM74 125V124H73ZM193 125V124H192ZM205 125H206V123H205ZM208 125V124H207ZM212 125V124H211ZM215 125H216V122H215ZM233 125H236V123L235 124H233ZM55 126V125H54ZM75 126V125H74ZM97 126V125H96ZM127 126H129V125H127ZM150 126V125H149ZM148 126V127H149ZM164 126V125H163ZM186 126V127H187ZM204 126V125H203ZM222 126V125H221ZM224 126V125H223ZM227 126H230V124L229 125H227ZM227 126H225L226 127V130H227ZM232 126V125H231ZM247 126V125H246ZM33 127H35V126H33ZM133 127V126H132ZM145 127V126H144ZM152 127H154V126H152ZM158 127H160V126H158ZM158 127H156V124H155V128H158ZM173 127H174V125H173ZM180 127V126H179ZM190 127V126H189ZM189 127H188V129H189ZM194 127V126H193ZM201 127V126H200ZM217 127V126H216ZM232 127H234V126H232ZM249 127V126H248ZM250 127H255L254 125L253 126H250ZM249 127V128H250ZM257 127V126H256ZM97 128V127H96ZM150 128V127H149ZM148 128V129H149ZM202 128V127H201ZM205 128V127H204ZM212 128V127H211ZM211 128H209V129H211ZM219 128V127H218ZM223 128V127H222ZM235 128H236V126H235ZM238 128H239V125H238ZM242 128V127H241ZM53 129V128H52ZM62 129V128H61ZM68 130H69V128H67ZM87 129V128H86ZM89 129H91L90 128V126H89ZM116 130H117V128H115ZM174 129H176V128H174ZM181 129V128H180ZM185 129V128H184ZM195 129V128H194ZM209 129H207V130H209ZM213 129V128H212ZM214 129H215V127H214ZM230 131L233 129V128H228ZM257 129V128H256ZM262 129H264V128H262ZM84 130V129H83ZM104 130H106V129H104ZM119 130V129H118ZM143 130V129H142ZM166 130V129H165ZM168 130V129H167ZM186 130V129H185ZM184 130V131H185ZM190 130H192V129H190ZM218 129H216V131H217ZM224 130V129H223ZM236 130V129H235ZM240 130V129H239ZM238 130V131H239ZM244 131H245V129H243ZM248 130V129H247ZM250 130H251V128H250ZM253 130H255V129H253ZM258 130V129H257ZM73 131V130H72ZM75 131V130H74ZM78 131V130H77ZM82 130H79L78 132L80 133ZM89 131V130H88ZM110 131V130H109ZM136 132H137V130H135ZM139 131H140V129H139ZM147 131V130H146ZM156 131V130H155ZM177 131V130H176ZM187 131V130H186ZM201 131V130H200ZM205 131V130H204ZM212 131H214V130H212ZM218 131H220L219 133H221V131L222 130H218ZM242 131V130H241ZM93 131H91V133H92ZM113 132V131H112ZM121 132V131H120ZM143 132V131H142ZM145 132V131H144ZM149 132V131H148ZM148 132H146V133H148ZM154 132V131H153ZM209 132V131H208ZM215 132V131H214ZM223 132V131H222ZM235 132V131H234ZM234 132H232L233 133V135H235V133ZM248 132H250V134L252 135V137H254V139L256 138L257 140H258V137H259V139H260V141H261V139L262 138H264V132H260L259 131V133H256L254 136H253V133L251 132V131H248ZM247 132V133H248ZM258 132V131H257ZM32 133V132H31ZM74 132H65V131H62V132H59V134H56V136H50L49 134H39V135H37V136H35V134L34 135H31V137L30 136H28V138L30 137V138H32V141L33 140H35V139H37L38 141H40V142H42L39 146H37L36 145V147L35 148H32L31 150H30V152H29V156H28V158H26V160H27V165L26 166H24V167H21V166H18V165H16L15 166V168L16 169H18V168H20L22 171H24L25 170V168L26 169H31V171H41V170H52V171H58V170H61V169H59V165H58V161H57V159L56 158H53L52 156H51V152L52 151H54L55 149H59L60 151L62 150L63 152H65L66 151V149L64 148V147H62V145H65V143H67L68 141L67 140H69L68 138H72V136H74V134H73ZM88 133V132H87ZM107 133V132H106ZM114 133H115V131H114ZM138 133H140V132H138ZM157 133V132H156ZM155 133V134H156ZM199 133V132H198ZM202 133V132H201ZM204 134H205V132H203ZM210 133V132H209ZM227 135H229V133H228V131L227 132H225ZM231 133V132H230ZM238 133V132H237ZM242 133H243V131H242ZM245 133V132H244ZM255 133V132H254ZM89 134V133H88ZM136 134V133H135ZM183 134V133H182ZM212 135H213V132L211 133ZM241 133H239L238 135H240ZM249 134V133H248ZM249 134V135H250ZM114 135H116V134H114ZM113 135V136H114ZM123 135V134H122ZM126 135V134H125ZM138 135V134H137ZM142 135V134H141ZM151 135V134H150ZM154 135V134H153ZM165 135V134H164ZM205 135H208V133L207 134H205ZM232 135V134H231ZM243 135V134H242ZM247 135V134H246ZM83 135H81V137H82ZM95 135H93V138H95L94 137ZM98 136V135H97ZM135 136V135H134ZM133 136V138H135ZM163 136V135H162ZM215 136V135H214ZM213 136V137H214ZM218 136H219V134L216 136L217 138H218ZM223 136V135H222ZM221 136V137H222ZM258 136V137H257ZM120 137H121V135H120ZM139 138L141 137L140 135L138 136ZM211 138H212V136H210ZM224 137V136H223ZM233 137V136H232ZM236 137H237V134H236ZM244 136H242V138H243ZM246 137V136H245ZM245 137H244V140H245ZM251 137V136H250ZM250 137H248L247 136V138H250ZM63 138H66L67 140V142H65L64 144H60V145H58L57 143H58V141L59 140H61V139H63ZM88 138H90V137H88ZM143 138H144V135H143ZM150 138V137H149ZM166 138V137H165ZM207 138V137H206ZM225 138V137H224ZM77 139H78V136H77ZM77 139H76V141L75 142H77ZM80 139V138H79ZM96 139V138H95ZM98 139V138H97ZM142 139V138H141ZM153 138H151V140H152ZM173 139V138H172ZM212 139H214V138H212ZM232 140L234 139V138H231ZM241 139V138H240ZM256 139L254 140L255 142H257L256 141ZM71 140V139H70ZM73 140V139H72ZM85 140V139H84ZM99 140V139H98ZM124 140V139H123ZM139 140V139H138ZM145 140V139H144ZM150 140V139H149ZM158 140V139H157ZM164 140V139H163ZM215 140V139H214ZM217 140V139H216ZM222 140H223V138H222ZM225 140V139H224ZM227 140V139H226ZM225 140V141H226ZM231 140V141H232ZM235 140H237V139H235ZM244 140H243V142H244ZM9 141V140H8ZM80 141H82V140H80ZM88 141V140H87ZM94 141V140H93ZM105 141V140H104ZM146 141V140H145ZM154 141V140H153ZM171 141V140H170ZM208 141V140H207ZM213 141V140H212ZM220 141V140H219ZM224 141V142H225ZM230 141V140H229ZM238 141H239V138H238ZM250 141V140H249ZM72 142V141H71ZM92 142V141H91ZM102 142V141H101ZM109 142V141H108ZM124 142V141H123ZM135 142H137V140L135 141ZM165 142V141H164ZM163 142V143H164ZM223 142V143H224ZM241 143H242V141H240ZM23 142H21V144H22ZM60 143V142H59ZM69 143V142H68ZM83 143V142H82ZM147 143H148V141H147ZM158 143V141H156V144ZM168 143V142H167ZM209 143V142H208ZM211 144H212V142H210ZM214 143H215V141H214ZM222 143V142H221ZM228 143V142H227ZM237 143V142H236ZM253 143V142H252ZM39 144V143H38ZM70 144V143H69ZM92 144V143H91ZM90 144V145H91ZM94 144V143H93ZM118 144V143H117ZM125 144V143H124ZM127 144V143H126ZM125 144V145H126ZM129 144V143H128ZM131 144V143H130ZM135 144V143H134ZM143 144V143H142ZM149 144H152V142L151 143H149ZM156 144H153V145H155L156 146ZM159 144V143H158ZM225 144H226V142H225ZM231 144V143H230ZM230 144H229V147H231L230 146ZM234 144V143H233ZM245 144V143H244ZM255 144V143H254ZM258 144H260L261 145V143H259L258 142ZM68 145V144H67ZM72 145V144H71ZM105 145V144H104ZM109 145H110V143H109ZM124 145V146H125ZM136 145V144H135ZM152 145V146H153ZM167 145V144H166ZM169 145V144H168ZM168 145H167V148H168ZM227 145V144H226ZM235 145V144H234ZM241 145H243V143L241 144ZM249 145V144H248ZM250 145H251V143H250ZM103 146V145H102ZM132 146H133V144H132ZM139 146H142V145H139ZM162 146H164V145H162ZM171 146H173V144H171ZM223 146H225V145H223ZM244 147L242 148V149H246V147H245V145H243ZM256 146V145H255ZM71 147V146H70ZM75 147V146H74ZM91 146H89L88 147V149L90 148ZM136 147L138 148V146L136 145ZM145 147V146H144ZM212 147V146H211ZM216 147H217V145H216ZM219 147H222V146H219ZM227 147H228V145H227ZM234 147H237V144H236V146H234ZM68 148H69V146H68ZM93 148V147H92ZM213 148V147H212ZM226 148V147H225ZM256 148V147H255ZM262 147H258V149H261ZM73 149V148H72ZM76 149V148H75ZM84 148H82V150H83ZM149 149H151V148H149ZM152 149H154V147H152ZM157 149H158V147H157ZM219 149H221V148H219ZM230 149V148H229ZM74 150V149H73ZM79 150V149H78ZM81 150V151H82ZM92 150V149H91ZM107 150H108V148H107ZM106 150V151H107ZM119 149H117V151H118ZM159 150V149H158ZM162 150V149H161ZM170 150V149H169ZM239 150V149H238ZM253 150H255V149H253ZM56 151V150H55ZM72 151V150H71ZM90 150H88L87 152H89ZM122 151V150H121ZM154 151V150H153ZM175 151V150H174ZM224 151V150H223ZM229 151H231V150H229ZM244 151V150H243ZM246 151V150H245ZM249 151V150H248ZM256 151V150H255ZM258 151V150H257ZM256 151V152H257ZM27 152H28V150H27ZM67 152V151H66ZM75 152H76V150H75ZM82 152H84L85 153V151L83 150ZM93 152V151H92ZM91 152V153H92ZM108 152V151H107ZM115 152V151H114ZM154 152H157V151H154ZM153 152V153H154ZM161 152H163V151H161ZM227 152V151H226ZM260 152V151H259ZM80 153V152H79ZM120 153V152H119ZM149 153H151V151L149 152ZM170 154H172V152H169ZM218 153V152H217ZM228 153V152H227ZM230 153H233V152H230ZM250 153H252L251 151H249V154ZM264 153V152H263ZM56 154V153H55ZM74 154V153H73ZM81 154V153H80ZM90 154V153H89ZM94 154V153H93ZM121 154H124V153H122L121 152ZM120 154V155H121ZM158 154V153H157ZM223 154V153H222ZM221 154V152H220V155L223 157V155ZM225 154V153H224ZM229 154V153H228ZM235 154H237V153H235ZM254 154H255V152H254ZM259 154V153H258ZM260 154H262L261 152H260ZM259 154V155H260ZM57 155V154H56ZM61 155H63V154H61ZM66 155H68V154H66ZM70 155H71V153H70ZM77 155V154H76ZM145 155V154H144ZM143 155V156H144ZM245 155V154H244ZM252 156H254L253 155V153L251 154ZM64 157H65V155H63ZM69 156V155H68ZM67 156V157H68ZM73 155H71V156H69L70 157V159H69V161H70V164L73 166L74 164V162H75V160L73 161V157H72ZM83 156H84V154H83ZM87 156V155H86ZM85 156V157H86ZM92 156V155H91ZM119 156V155H118ZM124 156V155H123ZM127 156V155H126ZM125 156V157H126ZM137 156V155H136ZM170 156V155H169ZM230 156H232V155H230ZM247 156H248V154H247ZM250 156V155H249ZM251 156V157H252ZM255 156L257 157V155L255 154ZM60 157V156H59ZM80 157V156H79ZM93 157V156H92ZM124 157V158H125ZM150 157V156H149ZM201 157V156H200ZM228 157V156H227ZM259 157V156H258ZM24 158V157H23ZM77 158V157H76ZM81 158H82V155H81ZM118 159H120L119 157H117ZM116 158V159H117ZM128 157H126V159H127ZM219 158H220V156H219ZM225 158V157H224ZM242 158H243V156H242ZM80 159V158H79ZM121 159H122V157H121ZM129 159V158H128ZM225 159H228V158H225ZM255 159V158H254ZM258 159V158H257ZM64 160V159H63ZM67 160V159H66ZM144 160H147L146 158L144 159ZM154 160V159H153ZM107 161V160H106ZM105 161V162H106ZM121 161H123V160H121ZM126 161V163H127V160H125ZM129 161V160H128ZM143 161V160H142ZM176 161V160H175ZM220 161H221V159H220ZM231 161V160H230ZM230 161H229V163H230ZM261 161H263V160H261ZM24 162H26V161H24V160H21V162L19 163L20 165L22 164V163H24ZM104 162V161H103ZM102 162V163H103ZM158 162V161H157ZM156 162V163H157ZM226 162V161H225ZM232 162V161H231ZM240 162V161H239ZM243 162V161H242ZM247 162V161H246ZM258 162H259V159H258ZM264 162V161H263ZM63 163V162H62ZM113 164H114V162H112ZM133 163H135V162H133ZM142 163V162H141ZM227 163H228V161H227ZM228 163V164H229ZM247 163H249V162H247ZM256 163V162H255ZM77 164V163H76ZM106 164V163H105ZM120 164V163H119ZM129 164V163H128ZM178 164V163H177ZM220 164V163H219ZM234 162H233V166H234ZM238 163H236V165H237ZM241 164V162L239 163V165ZM243 164V163H242ZM241 164V165H242ZM245 164V163H244ZM243 164V165H244ZM260 164V163H259ZM258 164V165H259ZM110 165V164H109ZM109 165H107V166H109ZM117 165V164H116ZM227 165V164H226ZM225 165V166H226ZM239 165H238V168H240L239 167ZM255 165V164H254ZM14 166V165H13ZM23 166V165H22ZM71 166V167H72ZM106 166V165H105ZM104 166V167H105ZM106 166V167H107ZM112 166V165H111ZM115 166V165H114ZM121 165H119V167H120ZM224 166V167H225ZM230 166V165H229ZM116 167V166H115ZM125 167V166H124ZM131 167V166H130ZM139 167V166H138ZM155 167V166H154ZM160 167H162V166H160ZM159 167V168H160ZM211 167V166H210ZM218 167V166H217ZM257 167V166H256ZM255 167V168H256ZM260 167H261V165H260ZM262 167H264V165L262 164ZM261 167V168H262ZM2 168V167H1ZM117 169H118V167H116ZM227 168V167H226ZM228 168H230V167H228ZM227 168V169H228ZM235 168V167H234ZM63 169V168H62ZM223 169V168H222ZM236 169V168H235ZM243 169H245V172H246V168H243ZM259 169V168H258ZM257 169V170H258ZM65 170H67V169H65ZM72 170V169H71ZM74 170V169H73ZM103 170H104V168H103ZM128 170V169H127ZM126 170V168H125V171H127ZM135 170V169H134ZM195 170V169H194ZM212 170H213V168L211 169V172H212ZM242 170V169H241ZM14 171H19V170H15L14 169ZM51 171V172H52ZM97 171V170H96ZM114 171V170H113ZM119 171V170H118ZM156 171V170H155ZM154 171V172H155ZM159 171V170H158ZM177 171V170H176ZM197 171V170H196ZM243 171V170H242ZM247 171H248V169H247ZM262 172H263V170H261ZM59 172V171H58ZM106 172V171H105ZM110 172V171H109ZM198 172H199V170H198ZM209 172V171H208ZM214 172V171H213ZM221 172V171H220ZM220 172H216V173H214V174H217V173H220ZM259 172V171H258ZM3 173V172H2ZM43 173V172H42ZM50 173V172H49ZM108 173V172H107ZM111 173H112V175L114 174L113 172H112V170H111ZM179 173V172H178ZM178 173H176V174H178ZM228 173V172H227ZM243 172H241V174H242ZM248 173V172H247ZM56 174V173H55ZM54 174V175H55ZM59 174V173H58ZM62 174V173H61ZM64 174V173H63ZM73 174V173H72ZM77 174V173H76ZM75 174V175H76ZM131 174V173H130ZM156 174V173H155ZM186 174V173H185ZM184 174V175H185ZM262 174V173H261ZM260 174V176H262ZM78 175V174H77ZM95 175V174H94ZM93 175V176H94ZM183 175V174H182ZM201 175H202V173H201ZM224 175H226V174H224ZM243 175V174H242ZM245 175V174H244ZM49 176V175H48ZM58 176H60V175H58ZM116 176H119V175H116ZM128 176V175H127ZM130 176V175H129ZM129 176L128 177H126V174H125V177L126 178H129ZM215 176V175H214ZM236 176V175H235ZM241 176V175H240ZM239 176V177H240ZM264 176V175H263ZM55 177V176H54ZM71 177H73V176H71ZM77 177V176H76ZM115 177V176H114ZM137 177H138V175H137ZM233 177V176H232ZM254 177H256V179H257V177H259V176H254ZM58 178V177H57ZM59 178H62V177H59ZM79 178V177H78ZM134 178H135V175H134ZM204 178V177H203ZM241 178V177H240ZM244 178H246L245 176H244ZM28 180H29V178H27ZM46 179V178H45ZM97 179V178H96ZM129 179H131V177L129 178ZM158 179V178H157ZM160 179V178H159ZM224 179H225V176H224ZM228 179V178H227ZM231 179V178H230ZM234 179H235V177H234ZM10 180V179H9ZM51 180V179H50ZM63 180H65V179H63ZM69 180V179H68ZM86 180V179H85ZM192 180V179H191ZM226 180V179H225ZM232 180V179H231ZM236 180V179H235ZM251 180V179H250ZM253 180L254 179H252V181L251 182H253ZM259 181H261L260 179H258ZM12 181V180H11ZM65 181H67V180H65ZM89 181V180H88ZM130 181V180H129ZM227 181V180H226ZM229 181V180H228ZM228 181H227V183H228ZM240 181V180H239ZM28 182V181H27ZM40 180H39V178H37V177H33V178H31V180H30V183H31V185H33V187H35V188H37L38 186H41L40 185ZM52 182V181H51ZM61 182V181H60ZM91 182V181H90ZM93 182V181H92ZM96 182V181H95ZM101 182V181H100ZM104 182V181H103ZM112 182V181H111ZM114 182V181H113ZM128 182V181H127ZM131 182H132V179H131ZM190 182V181H189ZM208 182V181H207ZM225 182V181H224ZM242 182V181H241ZM258 181L256 180V183H257ZM10 183V182H9ZM7 184V185H9L10 186V184ZM13 183V182H12ZM11 183V184H12ZM89 183V182H88ZM102 183V182H101ZM130 183V182H129ZM163 183V182H162ZM186 184H187V182H185ZM209 183H210V180H209ZM226 183V186L228 185ZM229 183H230V181H229ZM236 183H238V182H236ZM256 183H255V185H256ZM259 183H261V182H259ZM264 183V182H263ZM95 184V183H94ZM97 184V183H96ZM105 184V183H104ZM138 184V183H137ZM161 184V183H160ZM167 183H165V185H166ZM211 184V183H210ZM13 185V184H12ZM60 186H62V187H66V188H69V189H81V190H83V189H85L86 187H87V185H86V182H83L82 181V179H77V181H75V182H71L70 180H69V182H61L60 184H59ZM98 185V184H97ZM100 185H102V184H100ZM99 185V186H100ZM125 185V184H124ZM163 185V184H162ZM212 185V184H211ZM257 185H259V184H257ZM256 185V186H257ZM261 185V184H260ZM264 185V184H263ZM15 186V185H14ZM14 186H13V188H14ZM105 186V185H104ZM103 186V187H104ZM127 186V185H126ZM235 186H236V184H235ZM239 186V185H238ZM244 186V185H243ZM16 187V186H15ZM102 187V188H103ZM118 187V186H117ZM166 187V186H165ZM214 187V186H213ZM231 187V186H230ZM240 187V186H239ZM1 188H3V187H1ZM7 188H9L10 190H11V188L10 187H7ZM17 188V187H16ZM57 188V187H56ZM95 188H97V186L95 187ZM101 188V189H102ZM127 188H128V186H127ZM227 188H228V186H227ZM93 189V188H92ZM104 189V188H103ZM102 189V190H103ZM107 189V188H106ZM111 189V188H110ZM120 189V188H119ZM125 188H123V190H124ZM160 189V188H159ZM214 189H216L215 187H214ZM218 189V188H217ZM15 190H17V189H15ZM108 190V189H107ZM113 190V189H112ZM127 190V189H126ZM136 190V189H135ZM154 190V189H153ZM152 190V191H153ZM156 190H158V189H156ZM166 190V189H165ZM6 191H8V190H6ZM5 191V192H6ZM30 191V190H29ZM67 191H69V190H67ZM87 191V190H86ZM91 191V190H90ZM105 191V190H104ZM139 191V190H138ZM163 191H164V189H163ZM170 191V190H169ZM178 191H180V188L178 189ZM1 192V191H0ZM4 192V193H5ZM13 192V191H12ZM11 192V193H12ZM73 192V191H72ZM75 192V191H74ZM109 192V191H108ZM114 192V191H113ZM119 192V191H118ZM167 192H168V190H167ZM184 192V191H183ZM226 192V191H225ZM225 192H224V194H225ZM76 193H77V191H76ZM81 193V192H80ZM93 193H97V192H93ZM92 193V194H93ZM110 193V192H109ZM112 193V192H111ZM156 193H158V192H156ZM160 193V192H159ZM164 193V192H163ZM170 193H172V192H170ZM256 193H257V191H256ZM261 193V192H260ZM9 194L10 193H8V195H6V196H9ZM32 194V193H31ZM73 193H69V192H66V193H62V194H54V195H52L51 197H52V199L53 200H56L57 202H60V203H62V202H66L67 204L66 205H64V206H66L67 208H68V203L69 202H85V201H88L87 200V198H83V196H82V194H84V193H82L81 195L80 194H75V196L74 195H72ZM98 194V193H97ZM118 194V193H117ZM133 194V193H132ZM154 194V193H153ZM169 194V193H168ZM102 195V194H101ZM134 195V194H133ZM164 195V194H163ZM166 195V194H165ZM183 195V194H182ZM181 194H180V196H182ZM231 195V194H230ZM263 195V194H262ZM34 196H35V194H34ZM44 196H46V195H44V193H38L37 194V198H36V196H35V199L37 200V204L36 203H34V205H35V208L36 209H38V210H42V211H39L40 213H43V214H34V213H32V211L31 212H29V214H25V210H24V207L23 206H21V207H18L17 205V207L18 208H15L14 209V212H15V214H13L12 216H11V219L10 218H7L8 216H6V215H4V214H7V213H4L3 215L0 213V264H35V263H33V262H31L28 258H27V255H28V252H33V253H37V254H47V253H57L58 254V256H61L59 259H58V261H59V264H199L198 262H195V261H193V260H189V261H183V259H184V257H183V259H182V257L180 256V254H178L179 252H177V251H173L171 248L173 247L172 245L174 244V243H170L171 245H170V247H168V246H166V245H164V243L162 242H160L159 241V243H160V245H159V247H156L154 250H153V248H151V247H149V246H147V245H144L145 243H142V241L140 240V237H138V240L136 241V240H133V242L132 241H130V242H126V244H124L123 242H120V241H118L119 240V238L117 237V236H114V235H116L118 232H120L119 230H117L116 231V233H114L113 234V232H114V230H115V226H112V224H116V221H113V222H108V223H110L109 225L108 224H106L105 226L104 225H100L99 223H97V221L94 219V220H89V217H87L88 215L82 210V207H81V204L82 203H80V205H79V207L77 208V209H62V210H60V211H53L51 208L53 207V205L50 203L49 205H46V207H47V209L45 210V209H40V208H38V207H41L42 208V203H43V199H44ZM49 196H50V194H49ZM94 196V195H93ZM115 196H117V195H115ZM122 196H123V194H122ZM121 196V197H122ZM137 196V195H136ZM139 196L141 197V195L139 194ZM138 196V197H139ZM170 196V195H169ZM208 196V195H207ZM232 196V195H231ZM12 197V196H11ZM25 197V196H24ZM97 197H100L99 195L97 196ZM102 197V196H101ZM108 197V196H107ZM125 197V196H124ZM132 197H134V196H132ZM131 197V198H132ZM137 197V198H138ZM166 197H167V195H166ZM165 197V198H166ZM171 197V199H172V196H170ZM169 197V198H170ZM173 197H174V194H173ZM175 197H176V194H175ZM184 197V196H183ZM211 197V196H210ZM19 198V197H18ZM136 198V199H137ZM143 198L144 199H147V198H145L144 196H143ZM142 198V199H143ZM198 198V197H197ZM212 198V197H211ZM9 199H10V197H9ZM104 199H105V197H104ZM103 199V200H104ZM115 199V198H114ZM128 199V198H127ZM126 199V200H127ZM133 199V198H132ZM131 199V200H132ZM150 199H152V198H150ZM167 199V198H166ZM174 199V198H173ZM213 199V198H212ZM0 202H2V198H0ZM14 200V199H13ZM117 200V199H116ZM129 200V199H128ZM127 200V201H128ZM138 200V199H137ZM141 200V199H140ZM140 200H139V202H138V205H139V203H141L140 202ZM164 200V199H163ZM180 200V199H179ZM198 200H202V199H199L198 198ZM4 201V200H3ZM35 201V200H34ZM33 201V202H34ZM91 201H92V199H91ZM99 201V200H98ZM119 201V200H118ZM147 201V203L149 202L148 200H146ZM175 201V200H174ZM261 201H263V200H261ZM5 202H7V199H6V201ZM42 202V203H41ZM101 202H103V201H101ZM101 202H99L100 204H101ZM121 202V201H120ZM124 202H125V200H124ZM150 202H152V201H150ZM182 202V201H181ZM202 202V201H201ZM8 203V202H7ZM146 203V202H145ZM159 203V202H158ZM163 203V202H162ZM162 203H160L161 205H162ZM175 203V202H174ZM77 204V203H76ZM99 204V205H100ZM120 204V203H119ZM122 204V203H121ZM120 204V205H121ZM143 204H144V202H143ZM165 204H167V203H165ZM5 205V204H4ZM7 205V204H6ZM57 205H59V204H57ZM61 205V204H60ZM59 205V206H60ZM104 206L105 204L103 203V204H101V206ZM126 207L128 206V204L126 205V204H124ZM129 205H131V204H129ZM146 205V204H145ZM144 205V206H145ZM152 205V204H151ZM156 205V204H155ZM262 205V204H261ZM263 205H264V203H263ZM262 205V206H263ZM62 206V205H61ZM60 206V207H61ZM73 206V205H72ZM110 206H111V204H110ZM140 206V205H139ZM143 206V207H144ZM149 206V205H148ZM153 206V205H152ZM164 206V205H163ZM166 206H169V205H166ZM189 206V205H188ZM57 207V206H56ZM65 207V208H66ZM75 207H76V205H75ZM97 207V206H96ZM105 207V206H104ZM121 207V206H120ZM131 207V206H130ZM129 207V208H130ZM142 207V206H141ZM155 207V206H154ZM156 207H157V205H156ZM177 206H175V208H176ZM259 207V206H258ZM257 207V208H258ZM63 208V207H62ZM69 208H71V207H69ZM95 208V207H94ZM94 208H92V209H94ZM113 209H114V207H112ZM122 208V207H121ZM120 208V209H121ZM128 208V209H129ZM135 208V207H134ZM140 208V207H139ZM146 208V207H145ZM149 208V207H148ZM160 208H162V206H160ZM163 208H165V207H163ZM162 208V209H163ZM167 208V207H166ZM172 208V207H171ZM174 208V209H175ZM184 208V207H183ZM88 209V208H87ZM142 209V208H141ZM152 209V208H151ZM259 209H261V208H259ZM4 210V209H3ZM2 210V211H3ZM26 210H28V209H26ZM44 210V211H43ZM139 210V209H138ZM152 210H155V208H153ZM164 210H166V211H170V209H164ZM163 210V211H164ZM185 210V209H184ZM209 210V209H208ZM256 210V209H255ZM255 210H253V211H255ZM262 210V209H261ZM95 211H96V208H95ZM115 211V210H114ZM126 211H127V209H126ZM148 211H149V209H148ZM151 211V210H150ZM159 211V210H158ZM157 211V212H158ZM162 211V212H163ZM260 211V210H259ZM264 211V210H263ZM155 212V211H154ZM160 212V211H159ZM158 212V215L160 214ZM176 212V211H175ZM195 212V211H194ZM54 215H53V214ZM127 213H130V210H129V212L127 211ZM151 213V212H150ZM165 213V212H164ZM262 213V212H261ZM10 214H11V212H10ZM131 214V213H130ZM143 214H146V213H144V211H143ZM142 214V215H143ZM153 214V213H152ZM157 214V213H156ZM155 214V215H156ZM166 214L167 213H165V217H166ZM170 214V213H169ZM168 214V215H169ZM260 214V213H259ZM126 215V214H125ZM149 215V214H148ZM154 215V216H155ZM175 215H177V213H175ZM247 215H249L248 213H247ZM262 215H264V214H262ZM10 216V215H9ZM131 216V215H130ZM137 216V215H136ZM150 216V215H149ZM84 218V217H86L85 219H86V223L85 224H83V225H78L79 223V219L80 218ZM93 217H95V216H93ZM117 217V216H116ZM144 217V216H143ZM147 217V216H146ZM153 217V216H152ZM163 217V216H162ZM170 218H171V216H169ZM173 217V216H172ZM177 217H179L178 215H177ZM248 217H250V216H248ZM257 217H258V215H257ZM264 217V216H263ZM42 218H47V219H49V223H50V225H59V228H58V230H55V229H52V228H49V224H46V225H44V224H42V220H44V219H42ZM98 218V217H97ZM106 218V217H105ZM156 218V217H155ZM164 218V217H163ZM168 217H166V219H167ZM181 218V217H180ZM193 218H195V217H193ZM244 218H245V216H244ZM259 218V217H258ZM107 219V218H106ZM117 219V218H116ZM138 219H139V217H138ZM147 219V221H148V219H150V218H146ZM161 219V218H160ZM177 219V218H176ZM183 219V218H182ZM199 219V218H198ZM251 219V218H250ZM84 220V219H83ZM99 220V219H98ZM103 220H104V218H103ZM119 220V219H118ZM125 220H126V216H125ZM152 220V219H151ZM154 220H156V219H154ZM192 220V219H191ZM255 220V219H254ZM258 220V219H257ZM51 221V222H50ZM85 221V220H84ZM83 221V222H84ZM153 221V220H152ZM168 221V223H169V220H167ZM172 221H173V219H172ZM189 221V220H188ZM251 221V220H250ZM98 222H100V220L98 221ZM119 222V221H118ZM122 222V221H121ZM125 222H127V221H125ZM150 222V221H149ZM164 222V221H163ZM204 222V221H203ZM257 222V221H256ZM263 222H264V220H263ZM78 223V224H77ZM101 223V222H100ZM130 223V222H129ZM141 223V222H140ZM148 223V222H147ZM154 223V222H153ZM153 223H151V224H153ZM174 223H175V221H174ZM176 223H177V220H176ZM201 223V222H200ZM247 223V222H246ZM246 223H244V225H246ZM117 224H119V223H117ZM116 224V227L118 228V226L120 225H117ZM123 224H125L124 222H123ZM150 224V225H151ZM172 224V223H171ZM202 224V223H201ZM144 225H146V224H144ZM143 225V226H144ZM164 225V224H163ZM169 225V224H168ZM189 225H191V224H189ZM194 225V224H193ZM78 226H80V228L78 227ZM132 226V225H131ZM146 226H148V225H146ZM145 226V227H146ZM155 226V225H154ZM158 225H156L155 226V228L157 227ZM187 225H185V227H186ZM195 226V225H194ZM76 227H78V228H76ZM81 227H82V229H81ZM105 227L107 228V230L109 231V230H112V234L113 235H111L110 236V238L108 239V237H107V239H104V237L102 238V237H100L98 234H97V232H98V230H100V231H105L106 229H105ZM120 227V226H119ZM127 227V226H126ZM144 227V228H145ZM150 227V226H149ZM175 226H173V227H171V228H174ZM192 227V226H191ZM200 227V226H199ZM249 227V226H248ZM121 228V227H120ZM124 228V227H123ZM143 228V227H142ZM166 229H167V225H166V227H165ZM187 229H188V226H187ZM186 229V230H187ZM191 229V228H190ZM237 229V228H236ZM131 230V229H130ZM145 230V229H144ZM159 230V229H158ZM168 230V229H167ZM166 230V231H167ZM171 230V229H170ZM175 230H176V228H175ZM181 230L183 231V229L181 228ZM252 230V229H251ZM146 231V230H145ZM148 231V233H149V229L147 230ZM146 231V232H147ZM169 231V230H168ZM167 231V232H168ZM177 231V230H176ZM188 231H190V230H188ZM264 230H260V229H255V230H253L252 232H253V235L254 234H258L259 232H263ZM143 232V231H142ZM167 232H165L166 234H167ZM172 232H173V230H172ZM179 233H180V231H178ZM194 232V231H193ZM196 232V231H195ZM194 232V233H195ZM203 232V231H202ZM251 232V233H252ZM111 233V232H110ZM140 233V232H139ZM144 233V232H143ZM175 233H177V232H175ZM228 233V232H227ZM246 233V232H245ZM244 233V234H245ZM134 234V233H133ZM163 234V233H162ZM173 234V233H172ZM197 234V233H196ZM195 234V235H196ZM233 234V233H232ZM248 234H250V233H248ZM104 235V234H103ZM109 235V234H108ZM198 235V234H197ZM102 236V235H101ZM113 236V237H112ZM138 236H140V235H138ZM148 236V235H147ZM170 236V235H169ZM193 236V235H192ZM251 236V235H250ZM191 237V236H190ZM189 237V238H190ZM195 237V236H194ZM123 238V237H122ZM168 238H170V237H168ZM174 238H175V236H174ZM177 238L178 237H176V241H177V243L179 244V239L177 240ZM254 238V237H253ZM71 239H73V240H75V242H72L71 241ZM185 239V238H184ZM192 239H194L193 237H192ZM203 239H205L204 237H203ZM212 239V238H211ZM234 239V238H233ZM247 239V238H246ZM150 240V239H149ZM148 240V241H149ZM170 240V239H169ZM171 240H174V239H171ZM181 240H182V238H181ZM198 240V239H197ZM207 240V239H206ZM209 240V239H208ZM249 240V239H248ZM71 241V242H70ZM167 241V240H166ZM188 241V240H187ZM194 241V240H193ZM211 241V240H210ZM174 242H175V240H174ZM182 242H183V240H182ZM243 242H244V240H243ZM252 242V241H251ZM181 243V242H180ZM183 243H185V242H183ZM189 243H191L190 241H189ZM195 243V242H194ZM198 243V242H197ZM208 243H209V241H208ZM245 243V242H244ZM205 244H206V242H205ZM211 244V243H210ZM222 244V243H221ZM48 245H52V247H49ZM184 245H187L188 246V244H184ZM183 245V246H184ZM196 245V244H195ZM215 245V244H214ZM223 245V244H222ZM211 246V245H210ZM224 246H226V244L224 245ZM53 247H55V248H53ZM176 246H174V248H175ZM214 247V246H213ZM223 247V246H222ZM239 247V246H238ZM188 248V247H187ZM186 248V249H187ZM208 248H211V247H208ZM207 248V249H208ZM215 248V247H214ZM55 249V250H54ZM183 249V248H182ZM237 249V248H236ZM178 250H179V248H178ZM189 250V249H188ZM247 250V249H246ZM245 250V251H246ZM52 251H54V252H52ZM191 251V250H190ZM103 252H108L109 254L107 255V254H105V255H103L102 253ZM257 252V251H256ZM264 252V251H263ZM120 253H122V254H120ZM187 253V252H186ZM190 253V252H189ZM210 253V252H209ZM261 253V252H260ZM173 254V255H172ZM181 255H183V253L181 254ZM240 255V254H239ZM243 255H244V253H243ZM246 255V254H245ZM184 256H185V253H184ZM190 256V255H189ZM188 256V257H189ZM187 257V258H188ZM192 257V256H191ZM241 257V256H240ZM239 257V258H240ZM186 258V259H187ZM57 259V258H56ZM182 259V260H181ZM186 259H184V260H186ZM247 259V258H246ZM250 259V258H249ZM188 260V259H187ZM243 260H245V258H243ZM183 261V262H182ZM248 261H250V260H248ZM206 262V261H205ZM208 262V261H207ZM55 263V262H54ZM251 263H253V262H251ZM36 264H50L48 261H46V260H43L42 262H36ZM211 264V263H210ZM249 264V263H248Z\"/></svg>",
	"mask_w": 264,
	"mask_h": 264
}]
</instances>
